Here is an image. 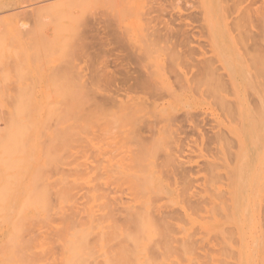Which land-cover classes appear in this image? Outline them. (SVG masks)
Here are the masks:
<instances>
[{
    "label": "rangeland",
    "instance_id": "obj_1",
    "mask_svg": "<svg viewBox=\"0 0 264 264\" xmlns=\"http://www.w3.org/2000/svg\"><path fill=\"white\" fill-rule=\"evenodd\" d=\"M56 1H58L60 3V0H53V1L52 0H49V1L48 0L47 1L46 0H0V9H2L0 11V16H1L0 30H2V31L5 30L4 32H6V35H4L5 33H3L5 38H4V36L2 38H4V39H2L0 37V43L2 45L1 46L2 48L0 47V49H3V48L5 49V46H7V45L9 46L8 52H7V49L5 52L0 51V54L2 53V55H3V57L0 56L1 57L0 58V70L2 68V71L4 72L3 69H5L6 67L7 68L10 67L9 69H7V72H4L6 75L2 71H0V72H2V74L0 73L1 77H4V76L7 77V78L6 77L0 78V87H1L0 89H2L1 91L3 93L0 95L4 96V100H5L4 101L2 99V97L0 98V109L2 107V110H0V112L3 113V110H4V113L2 114L3 116L6 115L5 113H9L10 115H12L9 118L15 117L14 120L17 119V122H13L15 126H16L15 123H17L18 125L21 123L22 124L27 123V125H31V123H29L28 121H33L34 119H35V121L32 122L31 126H36V124H34V123H37L38 121L40 123L38 122L37 126H43V125H41L42 122H44V125H45V122L51 118V117H47L48 119L46 121H44L46 119L45 116L47 115L46 112H49L52 110V107H51L49 110L46 111V108H48L50 105H53L52 103H49V102L56 101V102H54V104L56 103V105H57L58 104L57 100H58L59 101L58 106L61 105L60 104V100L62 101V98L60 99V97H62L61 94H64L63 89L65 87L66 88L68 87L66 85L67 82H64L63 86L66 85V86H64V88H63V86H61L63 82H60V84L58 82L57 84H59V86L63 88V89L61 88L62 89L61 91H63V93H61L60 87L57 86V84H55V85L57 87H59V90L58 89H57L58 91L55 90L57 87L54 85L55 81H53V83L51 82L53 80L52 79L53 77H50V75H51L50 72L54 71L55 73H57L55 71V68L59 67V70H60V66H63L60 64H64L66 62V59H68V58H66L64 60V58L67 57V54H69V53L72 54L71 52H74L73 50H75V49L77 50V48L72 49L74 47H77V46H74L75 45L74 42H76L75 39H77V41H78V39L83 41V43L81 42V45L84 44V48L79 43V46H78L79 50H77V53L78 52L79 53L81 52V53L80 54L78 53L77 56H76V52L73 53V55L75 54V57L73 55H71L72 57L69 55V57H71L73 61H71V59L69 58L68 59L69 63L67 62L64 65H65V67H68L67 65H69V68H70V67H72L70 65V61H71V63L75 64L76 68H74L75 66L72 64L74 66L72 71L74 69H76V71L75 70L74 71L75 72L80 71V74L82 75V76L80 75V77L82 79L81 80L80 77L78 76L79 73H76V74H78L77 75L78 79H80V82H78V83L81 84L85 80L86 81L85 84H87L90 87L89 88V87L85 86L84 85L85 81H84L82 84V86L84 85V88L80 85L83 88V89L81 88L83 91V94H85L84 92L89 91L87 89H90V91H92V92L90 93V91H89L86 93V96L85 95L82 96L83 94L81 91L80 93L82 95L81 96L77 95V97H78V98L76 97L77 102L75 103L73 101L74 106H72V109L76 107L75 108L76 111H75V109H74L75 112L73 111L74 113H77L76 115L71 114L68 111L69 108H71V105H70L71 103L68 104V106L70 105L69 107L67 106L68 109L65 107H64L65 109L61 108L63 111V114L61 116L62 117L61 118L62 123L66 117H68V121L65 119L66 122L63 124H61V122H60V125L58 126V128H56L57 126H53V125L57 124L56 122L60 121V120H58V117H59L58 113H60L58 111V109L60 108V106H59V108H58V106L56 108V106L53 105L54 106L53 108L54 109L56 108L57 110H55L56 112L54 111L55 113L54 112H52V113L54 116L57 115L58 117L56 116L57 119L54 120L55 121L54 124L46 123V125L48 124V126H46V125L45 126L49 128V127H51L49 125H52V127L50 128V131L51 132L54 131L53 136H59L60 133L63 132V131H60L59 128H61V130L62 129L64 130L66 128L68 129V127L65 128L64 126L71 124V123L73 124V122H76V124L74 123L73 128L75 126L78 127V129L75 130L76 132L74 130H73L74 132H72L71 131L73 129L72 124H71V127L69 125V127L71 128V129L69 128L70 133L71 132L76 133L75 136L73 135V137H72V135H70V138L72 137L71 138L72 141L66 139V137L69 136V134H67V136H64L62 134V136L60 135V137H58V139H60L61 137L62 138L64 137L63 139H66L65 142L66 141L68 142V144H67V142L65 143L66 150L63 146V148H64L63 149V151H64L63 156L67 157L66 162L68 161V159H73V160L77 159L76 161L72 160L76 164L70 163L71 165L70 166L67 165L68 167H66L65 165H63L66 163L65 158L63 160V157L61 155L62 160H60L59 163L62 161V163H61L62 165L58 164L57 166H61L62 168L64 167L63 168L64 172L66 171V170H64L65 168H67V170L70 171V174H68V171H66V173H63V171H61L63 174L69 175L67 177V179H68L67 184L69 186L67 185V189L65 188L66 191L68 189L69 190L67 191L68 192L67 196H64L65 199L66 198H68V199L64 200V203L69 206V203L75 201L74 203H76V204H72L73 207L75 206V208H73L72 205L70 204L71 205V207H69L70 211L71 210L75 211L78 207H81L83 209L80 210V208H78L77 209L78 213L80 211V214L84 213L87 215L86 212L88 210L89 212L91 211V215L93 214L92 216L89 215L90 218L89 217L87 218L88 221H86L85 220L86 218L84 219L85 216L82 215V218L85 220L86 223L81 220V216H80V214H78L77 217L84 223H82L80 220H77L76 224H81V223L82 224H81V226L79 225V227H76V225H75L76 228H74V229L78 228L77 229L78 234L79 233L85 234V232L87 231V233H86L87 236H86V234H85V236H86V238H88V237L91 238V239L89 238V240H88L89 243L92 242V243H90V248L92 246L91 249L94 248L93 250H98L95 253L93 250H90V251H92V253H89V254L91 256L94 255L93 258L91 257L90 259L94 260V259H96L97 254H99V253L102 254L101 250H103L102 247H103V244L105 242H107V243L111 242L113 239V243L112 242L110 243L111 245L112 244L114 245V243H115V245L120 243L118 241L115 242L114 238H112L111 240L109 239L110 241L105 240V242L102 240L103 241V243H102V241L100 242V240L102 238H100L97 235L98 232L96 233V235L93 236V238L96 237L97 239L92 241V239H93L92 233H95L96 231L100 232V229H102V230L104 229L105 232H107L108 230L106 229V226H109V221L108 220L105 221V219L102 220V218H101V222H100V219L98 220L100 225L98 224L99 226L97 225V227H96V224H94L97 221L95 219V217H97L96 214H100V213L103 214L104 212L106 213L107 212L106 211V209H107L106 205L107 206L110 205L109 208H112V207H115L116 205L121 206V204L123 205L120 208L122 210H123L122 207H125V206H127V208L125 207L126 209L130 208V210L133 209V211H135L136 208H143L142 206H144V208H143L144 211L145 210L151 211L150 208H151L152 204H149L150 205V208H149L148 202L150 201L149 203H152L150 198L154 195L153 193L156 192L155 191V185H157L156 188H158V189H156V190H159V192L162 196H164V197L166 196L165 198L163 197V199L167 198V200H165L166 203L170 202V203H168V205H171L172 207L176 206L178 210L180 209V213L182 214V217L184 219V222L179 223L181 220L177 221V219H175L176 218L175 217V218H173L176 220L175 221L171 218V217L175 216L174 214H173V216L170 215V217H169V215H166L170 211L169 209H171V210L173 209L171 206L170 207L168 206V208H167L169 211H167L166 209L164 210L167 213H165L164 211L162 212L161 210H163V209H162V207H160L161 208L160 214L163 213V215H165L166 218H168V219L170 218L168 220L170 222L172 219L171 223H173L174 225L176 223V225H175L176 228L174 227L173 230H171L172 227L170 226V229H169L170 232L173 231L174 234H172V232H171V234L173 235V238H175V240L177 237L178 238L180 237L181 239L180 238L179 239L181 240V242H183L182 241L183 238H185V239L187 237L191 238L193 235H195L191 239L195 240V238H198L200 240L201 238H204L205 240L202 239V241L206 242L207 240H209V239H207V237H209V235H210V237L212 236L210 239H214V237L218 238V236H220V237H222V239L219 238L220 240L216 239V241L219 240L220 244L222 242L221 245L218 244L219 246L222 247V251H220L221 247L219 250L217 246H216L217 247L216 248L214 246V244H211V242L215 243L212 240H210V242L208 241V245L205 244V242L200 241L202 243V247L205 245V248H206V247L210 246L209 244H211L212 250H210L208 248L210 251H213V249L215 248L214 249L215 251L218 249L220 251L219 254L221 253V256L218 254L219 258L217 255H214L216 253L214 251H213L214 254L207 255V258H210V262H207L208 264L209 263L210 264H216V263H218V259H219V263L221 262V264H264V224H263V222H264V211L262 210L263 209L262 207H264V198H263L264 197V102H263L264 101V98H263L264 97V82H263L264 77H259L261 74L264 73L263 72V70H264V62H263L264 61V59H263L264 58V28H263L264 27V21H263L264 20V0H125V1L124 0H76L73 2V5L71 4L70 0H65V2H63L64 0H62L61 2L63 4L60 3V7L62 8L63 11L61 10L60 7H56L57 5H59L58 2L56 4V6L52 5L51 2L54 3ZM66 1H67V3H66ZM8 2H9V4H8ZM45 2L47 3V6H46ZM68 3H70L71 5H68ZM41 5H42V8L38 7ZM64 5L65 6L67 5L68 7L67 6L63 7ZM69 6H72V7L70 8ZM73 6L74 7L79 6L78 7L79 9L74 8ZM46 7H48L52 11H50L48 8L45 10ZM40 8L42 9L41 11L38 10ZM66 8H68V10H66V12L64 13ZM69 8H70V10H69ZM34 9H35V11H34ZM53 9H54V11L55 10L57 11V14H58V11L61 10L65 15L62 16V14H63L62 13L60 15V16H62V18L60 17L61 19L56 20L57 17H59L60 13L57 15V14H55L56 13V11H55L54 14H55V16L57 15V17L55 19H53L55 16L51 15V18L53 21H52V23H50L49 21H51V19H48V18H50L49 17L50 14H52V12H54ZM37 10L40 13L42 12L43 14L36 12ZM47 10L49 12V15H46V14H48V12L46 13ZM67 11L68 12L71 11V14L73 13V15L69 14V16H67V14H68ZM44 13H46L45 14L46 16L44 15ZM36 14L37 15L39 14L41 18H39L38 17L39 15L37 16ZM142 14H143V17H142ZM3 15H4V18H3ZM47 16H48V18H47ZM17 17L19 19H17ZM36 17L38 18L37 20H36ZM246 17L249 19V22H248V19ZM242 18L243 19L245 18L246 21H244ZM21 20H22V22H21ZM45 20H46V22L44 23ZM235 21H237V23H236L237 26H235L236 24L232 25V23ZM238 22H239V25H238ZM240 23L242 26L240 25ZM244 23H245V26L243 25ZM261 23H263V24H261ZM7 24H15L17 27L18 26L21 27V25H22V28H20V29H22L21 31L24 32V33L22 32L24 34V36L22 33H21L22 36H21V34H19L20 33L19 27H18L19 33H15L17 35L12 34L13 35L12 36L11 33L6 31V25ZM49 24H51V25H49ZM52 24L56 25V28L58 26L59 29L54 30L55 26H53ZM3 27H4V29H3ZM143 27H145V28H143ZM146 27H148V28H146ZM231 27H234V28H231ZM245 27H247V28H245ZM239 28L242 31L239 30ZM145 29L147 30V32H148V30L150 31L152 29L150 32L155 31L160 39L157 40L153 44H151L150 42H147L149 35L147 37V35H146L147 32L146 33L143 32V30H145ZM233 29H237L239 31L233 30ZM47 30H49L50 36H48L49 33L47 32ZM244 30L246 32H243ZM240 31L244 34H242ZM240 33H241V35H240ZM143 34H145L146 37H144ZM46 35L48 37L52 36L51 38H49L51 40H49L46 37ZM140 35L143 36V38L146 40L145 41L143 39V41L146 42L147 44L144 43L143 41H141L142 36H140ZM0 36H2V34H0ZM7 37H9L10 39L12 37L13 43L11 42L10 44H8L7 41H9V40ZM15 38L17 40H15ZM71 42H73V45L71 44ZM70 44L73 47L69 46ZM13 45L15 47L16 46L17 47L14 49ZM69 47H71L70 48L71 52L68 51L69 53H67L65 55V53L67 52ZM4 49H3V51H4ZM11 49H12V51H11ZM170 53H176L179 55V60L174 62L175 63L174 66H172L169 63L168 56L171 55ZM257 54H259V55H257ZM251 55H252L253 61H255V63L252 62V59L250 60ZM254 55L258 57V58L256 57L257 61L254 59V57H255ZM260 55H261V57H260ZM249 56H250V58H249ZM247 58L249 59V61H246ZM258 59H260V60H258ZM63 60H64V63H60ZM205 60H209V61L211 60V62H213V66L217 70V76L218 75L221 76L220 80L224 84L221 83L220 87L225 85V87L223 86L221 89L218 87V89H219L218 92H220L221 96L217 92L216 93L212 92V91H216V90H212L211 89L212 87L210 88L208 86L209 84H205V85L201 86L200 88L195 85L196 79L198 78V76L200 75V72H201L200 69H201L202 62ZM4 63H6L8 66L7 65L5 66ZM12 63H13V67H14V63H16V66H17L19 72L13 73V72H15V70H14L15 68L14 69L12 68ZM2 64L5 66V68L1 67ZM9 64H10V66H9ZM10 69H13L12 70L13 72H11ZM52 69H54V70H52ZM61 69H63V67ZM257 69H258V71L261 69L260 72H262V73H260V75L258 74L259 72L257 71ZM8 70H9V72H8ZM16 71H17V69H16ZM54 72L52 74H54ZM8 73H9V76H7ZM48 74H49V77H48ZM181 74H183L186 78L190 79L191 82L193 81L192 86L189 89L184 88V89L179 90L178 86L174 85V83L176 82V80H174L175 77L179 78L178 76H180ZM257 75H258V77H257ZM51 76H54V75H51ZM252 76H254V79ZM46 78H47V82H45ZM48 78H51V80ZM89 79H91V80L89 81ZM94 79H95V81H93V82H95V83H94V86H92L93 82L91 84H90V82ZM1 80H2V82H1ZM48 80H50V81H48ZM160 81H162L161 84L164 83L165 85L158 84V82H160ZM163 81H165V82H163ZM227 81L228 82L230 81V84ZM44 83L45 84L47 83V84L44 85ZM51 83H52L53 87L49 86ZM69 83L73 84L71 86V89H73L72 87H74V83H72V82H69ZM78 83L76 85H78ZM167 83L169 84V87L170 86L172 87V89L169 90ZM225 83H227L228 85ZM258 83H260V85H258ZM261 83L263 84V86ZM229 85H231V86H229ZM256 85L258 88L256 87ZM46 86L48 88H46ZM69 86H70V84H69ZM161 86H163V89ZM261 86H262V88H261ZM54 87H55V89H54ZM85 87H87V88L84 91ZM209 88L212 91H210ZM245 88H246V90H245ZM77 89H79V88H77ZM214 89H216V88H214ZM232 89H233V91H231ZM259 89L261 90L260 92L258 91ZM51 90H53L55 92L60 91L61 96L58 97L59 93L57 94V92L55 93L56 96H54V92H52ZM66 90L67 89H65V91ZM74 90H71V91H74ZM247 90H249V91H247ZM71 91H70V87H69V92H68V90L66 92L70 93V95L71 94L74 95V93ZM224 91H226V92H224ZM4 92L7 96V102L9 101V99H8L9 96L10 97L15 96L14 98L11 97V99L13 98V100H14L13 103H16V101H17L16 98L18 97L17 95L18 94L21 95V97H23V104H24V106L22 105L23 108L27 104L26 102H25L26 104L24 103V101H26L25 99L28 100V98L24 97V95H27L28 97H30L29 98L30 101L28 100L29 106H27L28 104L26 105L27 107H30V109H32V110H30L31 113H29V116L27 117V116L23 115L24 113H26V109L29 110V108H27V107H25L24 109L22 108L23 110H25V112L23 113L22 109L19 108L20 111L18 110V107H20V106L15 107L16 108L15 112H17V110H18L17 113H19L20 116L22 115L21 117L18 114H17L18 116H16L15 113L11 114L12 108L14 109V107H12L13 103H12L11 107L7 106L6 99H5L6 96H5ZM48 92L50 94V97H49ZM51 92L53 95L51 94ZM8 93H9V95H7ZM75 93H77V92H75ZM250 93H252V94H250ZM44 94H47L45 97L48 96L49 97L48 100H47V98L45 99ZM70 95H69V98H71V100H73V98H74L73 95L72 96H70ZM31 96L32 97L34 96L35 99L32 98ZM66 96H67V94L65 95V97ZM43 98H44V100H43ZM66 98L68 99V97H66ZM66 98H63V99L65 100ZM224 98H225V100H224ZM19 99H20V101H22L21 98H18V101H19ZM74 100L76 101V99H74ZM68 102H71V101H68ZM221 102H223V105L221 104ZM20 103H22V102H20ZM64 103H66V102H64ZM67 103L66 104L62 103V107H63V105H67ZM10 104H9V106H10ZM16 105H18V104H16ZM220 105H222L223 108L225 107L226 109L227 108L230 109L229 112H228V110L226 112L225 110L221 109ZM43 106H44V108H43ZM38 109H40L42 114ZM42 109H43V111H42ZM66 109H67L66 112H69L68 115L71 114V116L74 115L76 117L73 116L74 119L68 115L64 117L63 115H65L66 112H64V111ZM72 109H70V110H72ZM5 110H6V112H5ZM10 110H11V112H10ZM232 110H233V112H232ZM256 110L257 111L259 110V113H257ZM30 111H27V112H30ZM37 113H38V116H37ZM236 113L238 115H236ZM50 114L51 113H49V115H47V116H50ZM227 114L231 118L228 117ZM13 115H15V116H13ZM257 115H258V117H257ZM6 116L8 118V115H6ZM51 116H52V114H51ZM0 118H1V116H0ZM2 118L4 119V117H2ZM18 118L19 119L23 118L24 120L22 119V122H18L19 121ZM52 118H53V116H52ZM53 119H55V118H53ZM53 119H52V121H53ZM14 120L12 118L11 121H14ZM8 121H10V120H8ZM50 121H51V119H50ZM47 122H49V121H47ZM27 125L25 124L23 126H27ZM20 126H22V125H20ZM118 126H120V128ZM121 126L122 127L125 126V127L122 128ZM128 126H134V128L130 127V128H133L130 130V128ZM2 127L3 128H9V127L8 126L7 127L0 126V132H1V134H4V133H2L3 131L1 130V129H3ZM53 127H54V129H52ZM126 129H127V131H128V129L130 131H132V133L134 135H131L132 134L131 132H130L131 133L130 134L129 132L127 133L126 131H123ZM120 130H122V133ZM58 131H60V133ZM65 131H67V130H65ZM65 131L63 133H65ZM55 132L57 133V135L55 134ZM221 132H223V134ZM218 133L219 134L221 133L222 136L218 135ZM126 135H129V136H126ZM216 135L221 136V137L217 138L218 136L216 137ZM7 137L8 136L6 134H4L3 136L0 135V144L2 141L5 142V143L4 142L2 143V145L3 144L6 145V146L3 145L5 148V151L4 150L3 151L7 152L5 155H2L0 157V166H1V160L3 159L2 157L4 156V158L5 157L7 158V159L5 158L6 161L9 160L8 166L10 167V171L15 173L14 168L12 166L15 165L16 163L15 164L13 163V165H11V162H13V157L11 155L9 156V150H11L9 148H11V146L9 147V145H8L9 143H7L10 141V140H8ZM126 137H128V138H126ZM222 137H224L225 139H223ZM216 138L220 139L221 141L223 140L222 143L220 140H219V142H218V140L216 142ZM54 139L56 140L57 137H55ZM227 139H228V141L230 140L231 142L229 141V143H232V144L227 143ZM55 140H54V142H56ZM225 140H226V144H224ZM45 141L46 142L43 143V145L46 144L45 146H47L48 142L46 139H45ZM58 141H59V143H62L60 140H58ZM173 141H175V143L177 142L176 143L177 145L175 143L173 144ZM52 143L53 142H51V144ZM218 143H221V145ZM233 144L234 145L236 144L237 146H234ZM50 145L48 143L47 147H43L42 145L40 146L41 152H42V148H43L44 149L43 152L46 153L45 154L42 152L43 154H45V156H43V161H44V159H46V161L48 160V162H50L51 158H52L51 156L54 155L55 153L58 154L57 152H59V150L61 148V144H59L60 145L59 147L57 146V144L56 145L54 144L55 147L58 148V150H56V148H55V150H56V152H55V150L50 149L51 148ZM62 145H63V143H62ZM121 146L125 147V149L123 147V151L122 150L119 151ZM48 147H50L49 149L51 151H54L55 153L52 154L50 152L49 155H47L48 153L45 150L48 149ZM115 148H117V149L119 148V150H118L119 152L114 151ZM1 149L2 148H0V150ZM112 149H113V151H112ZM176 149H177V151H176ZM125 150H126V152H125ZM129 150H131L133 155L134 154L137 156L142 155L141 157H143V159H144V161H143L144 166H146L145 165L146 163L149 165H147V168H145V170L147 169L146 171L143 170L145 172V175L141 171V169H138V170L141 171L143 176H147L146 174L149 173V176L151 175L150 177L144 178L143 176H141V174H140V176H138L139 171L138 172L133 171V169L134 170L137 169L136 167H134V165L138 166V164H132V165L130 164V163H134L135 160H133L131 162V157H128V155H129L128 153H131V152H129ZM225 150H226V152H225ZM63 151L61 150L59 153H61ZM123 152H124V154H120ZM170 152H172V153H170ZM219 152L221 154H219ZM167 153L176 155L177 161H175L173 159V157L169 156ZM226 153H228V155H226ZM7 154H8V156H7ZM111 154H114V155L116 154V155L112 157ZM117 154H119V155H117ZM166 154H167V156L171 157V160L174 161L173 164L174 165L176 164V169H175V166H172L174 168L173 170L171 169V165H169V166L167 165L171 169V171H169L170 169L168 171L173 173L171 176L173 180L167 176V174L169 172L167 173V169L165 167L163 168L164 170H162V172H163V174L167 173L166 176L169 179L166 178L164 180L165 174L163 175L164 176V178H163L160 175L161 172H160V174L157 172H154V171H158L154 167L155 164L158 167L160 166L159 164L164 166V164H162V162H164L166 160ZM0 155H1V153H0ZM174 155H172V156H174ZM220 155H222V157ZM230 155H232L233 158H231ZM46 156L47 157L50 156L51 158L49 157L50 159H47ZM58 156L60 157V154ZM58 156H54L53 158H57ZM126 156H127V158H126ZM131 156H132V154H131ZM218 156H220L222 158V160L220 158L221 161L218 160L219 159ZM174 158H175V156H174ZM128 159H130V160L128 161ZM103 160H104V162H102ZM120 160H122V161H120ZM137 160H140V158L139 159L137 158L136 161ZM234 160H236V161H234ZM63 161H64V163H63ZM69 161L71 162V160H69ZM100 161H101V164H100ZM111 161H112V163H111ZM115 161L117 162L116 165L118 166V168H116V169H115V167H111V164H113V162L115 163ZM230 161H231V163H230ZM53 162H54V160H53ZM84 162L86 164L88 163V165L84 164ZM105 162H107V166H108V167L106 166L105 169H107L108 172L110 169H115V170H113L114 173H111V171H110L112 176L109 173H106V171H104V165H106ZM211 162L213 164H214V162H217V163L219 162L222 164V166L220 165L221 166L220 167L218 165L219 163L218 164L216 163L215 167L216 166H218V167L215 168L214 171H212L211 167H213L214 165ZM233 162H234V165H233ZM7 163H5V164L7 165ZM55 163L57 164L56 160H55ZM150 163H152V164H150ZM170 163H172V162L170 161ZM209 163H211V166L209 165L210 166V172L212 171L211 175H210V172H208L209 169L206 170L208 168L207 165ZM2 164H3V162H2ZM83 164H84V166H87V167L92 165V167H89V169H91V170L93 169V170L90 171L89 169H87V167H84ZM102 164H103V166H101ZM126 164H128V165H126ZM47 165L48 166L50 165V167H52L51 164H48V163L45 164V161L42 164V166H44V167ZM77 165H79L78 168L80 169V170L78 169V172L79 171L83 172V175L86 174L88 171V173L86 175H84L85 178H83V179L81 178L83 176H81L82 174L80 175V173H81L80 172L77 176L80 179L79 180L75 179V178H77L76 177L77 174H76V172L73 173L72 171H76V170H74L72 168L76 167ZM96 165L100 166V167H97V168H100L99 171L102 172V170H103V173L98 172L96 170V172H98V174H99V175L97 174L98 176H101V174L106 173V176H104V175L101 176L102 179H101V177L98 178L97 175L95 174V169H97V168L94 167L95 168L94 169L93 166H96ZM2 166L0 167V179H1L0 184L3 185V187H4V189H3V187L1 188L2 191L3 190L6 191L8 185H9L8 186L9 189H11L13 187L15 175H13V173H12V177H10L11 176V174H9L10 171L7 170L8 171L7 172L5 170V168L4 169L2 168ZM54 166H56V165L54 164ZM165 166H166V164H165ZM61 167H60V169H62ZM83 167H84V169H83ZM128 167H129V169H128ZM141 167H143V166H141ZM46 168H43V169H46ZM56 168H59V167H55V170L52 169L50 171L51 172L50 174L47 173L49 176L44 175V173H46V171L48 169L45 170L44 173H43L44 170L42 171L41 168H40L41 170L38 169V172L42 171V174L45 177V183H47V182L50 183V181L53 182L56 178L59 180L57 185H55V183H57V181H55V183L51 182L52 185L49 184L50 186H52V188H50V190H52V191L49 190L50 193L53 192V189H54V193H55L56 191H58L59 187H60L59 190L62 189V191H63V190H65L63 187L66 186V182L64 184V182L62 180V184H63V187H62L60 181H61V179H64V178H63V176L60 175L59 170H56ZM125 168H126V170L127 169L128 170L125 171ZM138 168H139V166H138ZM203 170H206V172L205 171L204 172H205V174L208 175V177H210V176L214 177V173H217V175L215 174L216 175L215 178H219L220 174H223V175H221V178H219V181H218V179H216V181H218L219 183L215 182V180H214L215 178L211 179V180H214L213 181L214 183L213 182L212 183L209 182L210 184L209 183H203L204 181L201 178V176L204 175ZM118 171H119V173H118ZM159 171H161V170L159 169ZM173 171L176 172L177 175ZM47 172H49V171H47ZM152 172H154V173H152ZM54 173H58V174L54 175ZM134 173L136 176L132 175L133 177H135V178L141 177V178H143L142 180L145 179L143 181V182L146 181L145 184L141 181V178L138 179V180H140V182H142L144 184V186H142L143 184L141 185V183L138 180L136 181L133 177L130 178L131 176H128V175H131ZM225 173L228 175L226 176ZM232 173H234V174H232ZM5 174H6V176H4ZM7 174H9L8 177H7ZM51 174H53V175H51ZM92 174L96 175V176H94L95 179H94V177L92 178V176H93ZM107 174H108V176L112 177L113 179L112 178L110 179L107 176ZM126 174H128V175H126ZM229 174L230 175L232 174L231 177ZM70 175L72 177H70ZM168 175H170V174H168ZM1 176H3L4 178L2 179ZM51 176L55 179L53 180V178ZM116 176H117V178L118 177L120 178V176H122L121 179L123 180V182L121 180L120 181L116 180L117 179ZM126 176L128 178H130V180ZM187 176H189V178H191V179L188 180L189 178H187ZM5 177H7V179H5ZM9 177H10V179H9ZM47 177H51V178H47ZM59 177H60V179H59ZM125 177L129 181H131V179L135 181V182L131 181L132 186H130V187L133 188L134 184H136L138 182L140 183V185L142 187H144L143 189L140 188L141 190H144V189L146 190V192H145L146 195H143L144 198L143 197L138 198V197L142 194H145V193H141L140 195L136 196L138 193H140V192H138V193L136 192V195H134L137 197L136 199H134V197H132L133 195H130V192L128 193V190L131 191V189H128V187H127L128 183L124 182V181H126L124 179ZM204 177H206V175ZM204 177H203V179H204ZM226 177H230V178H226ZM91 178L94 180H92ZM97 178H98V180H97ZM104 178L105 179L108 178L110 183L109 182L105 183ZM151 178H153V179H151ZM195 178L197 181H195ZM199 178H201V180ZM210 178H212V177H210ZM210 178H209V180H210ZM4 179H5V181H3ZM74 179H75V181H73ZM90 179L92 182L90 181ZM150 179L152 182L151 184H150ZM167 179L170 181L168 182ZM7 180H8V184H7ZM9 180H11L12 183H9L10 182ZM69 180L73 183L70 182V184H69ZM95 180H97L98 182H95ZM111 180H112V182H111ZM147 180H149L148 183H147ZM166 180H167V182H166ZM171 180L173 183L171 182ZM207 180H208V178H207ZM229 180L232 181V184L229 183L230 182ZM86 181H87V183H86ZM114 181H116V183H117V184H115V186L113 185ZM177 181H179L181 184L176 183ZM75 182H79L78 183L79 185ZM99 182H102L101 183L102 188L105 187L107 189L109 187L112 190L115 189L114 191H116L118 188H120V186H122V189L120 188L121 189L120 193H122V194H119V190L116 191L119 196L120 195L124 196V197H120V198H122V200H120V198L118 197L121 203L120 204L118 203L119 200L117 197L114 196L115 198H117V200L112 197L114 195V194H112L114 191L112 192L111 190H109V195H108V193H106V191H105L106 189L104 188L102 192H104V191L105 192L102 195L101 190L97 191V189L93 190V188L92 189L90 188V187H94V186L96 187V185H94V184H98ZM120 182H122L123 184L125 183V185H121L122 183L120 184ZM163 182H164V184H162ZM189 182L192 183L193 187H191V184H189ZM205 182H207V181L205 180ZM220 182H221V184H220ZM237 182H239L238 183L239 185L237 184ZM80 183H81V187H80ZM85 183H86V185H85ZM118 183L120 185H118ZM186 183L188 184V186L191 187V188L189 187L190 189L188 188L187 191L185 189L186 196L187 197L190 196L189 197L190 199H192L191 196L195 197L194 194L196 193V191H194V190L198 189V187L200 188V190L198 189V191H201V189L203 190L204 188L206 189L208 187H209L208 189L212 188L211 190H214L215 194L218 192L216 194L217 197H218L220 191L224 193V191L226 190L225 191L226 193H224V194H226L225 197H227L228 200H229V194H227V192H230V191L234 192L236 189H239L242 192V196H241L242 205L235 206L234 202H231V201L227 202L226 198H224L225 201L221 200V203H219L220 201H217L218 199L216 198L215 194L212 195L214 193L213 191L212 192L210 191L212 194L207 193V192H209V190H207V189H206L207 192L201 191V193H199L197 191L195 198L197 199V196L200 195V197L202 196V198H204V202L201 201L202 198L198 197L200 202H198V200H197V204H195L196 201H193V200H195L193 198L191 200V202L193 201V203H194L193 205H197V207H198L200 205L198 203L203 202V204H204L209 199L207 201L209 203V206H208L209 209L207 207H205L203 204H201L199 206V208L201 209L200 211L203 212V210H204V212L202 213L199 210H197L196 211V214H198V218H197L196 214L193 213L194 211L192 212L194 215H190L191 211L194 210V208H193L190 211V206L192 205V203L190 202V199H187L190 202V203H188L189 205L186 204V201H187L186 198L187 197L185 199L182 198L186 201L182 200V202H180L181 199L178 200V198H180L181 196L180 195L178 196L177 193L178 192H181V193L184 192V190L179 185H182V187H183V185ZM197 183L198 184L201 183L200 186ZM227 183H228V185H227ZM10 184H12V186ZM74 184H76V185H74ZM82 184L84 185V187L86 189V190L84 189V191L86 193H84L82 190L83 189ZM103 184H105L106 186ZM166 184L168 187H171L169 185L172 184V187L169 188L170 190L168 189L167 186H165ZM176 184L177 185L179 184L178 187H176L177 186ZM187 184H186V186H187ZM204 184L205 185L208 184L209 186L208 185L204 186ZM229 184H230V186H229ZM5 185H7V186L5 187ZM98 185H97V187H98ZM111 185H113V186H111ZM146 185H149L150 186L149 189L152 188L151 190H152V192L153 191L154 192L151 193V191L148 190L149 186H146ZM53 186H55V188H53ZM88 186H90V187H88ZM136 186H137V184L135 185V187ZM194 186L196 187V189ZM215 186H217V188ZM76 187H78V190L76 189ZM179 187L181 188V190L183 192L178 189ZM56 188H57V190H55ZM89 188L92 190V192H90L91 190H88ZM102 188H100V185H99L98 189H102ZM123 188H124V190H123ZM183 188H185V186ZM47 189H49V188H47ZM122 190L124 191V193H127L128 195L124 194L122 192ZM133 190L136 191V188L135 189L133 188L132 192H133ZM190 190L191 191L193 190L194 193H191ZM11 191H12V189L10 191H8L9 193L5 192V194H8V195H5L4 191H3L4 198H2V197L1 198L5 199L3 201L4 204L2 203V201L0 202V206H1L0 208L3 207L1 209L2 212H0V216H1L0 218L3 217L2 219H5V222H2L3 224L0 225V243L2 242V244L4 246L6 245V244H4L6 241V240H4V239H6L5 236L8 237V234H9L8 238H11L10 235L12 234V233H9L7 231V225L8 224H6L7 218H8V215L6 212H8L10 205H7V207L9 206L8 210L5 207V205L7 204L6 201L10 200L9 202L11 203V195H12ZM96 191L99 192L100 195H102V198L100 197V195ZM69 192H74L72 195L77 194L76 197H75V195H74V198L69 197L71 195ZM107 192H108V190H107ZM116 192H114V193H116ZM149 192L152 194V196H151V194H149ZM54 193H52L51 196H53ZM80 193H82V194L80 195ZM96 193H97V195H99V196H97L98 199L100 198L99 200H95V199H97L96 195H94ZM156 193L158 194L157 198H159L160 197L159 193L158 192H156ZM156 193H155V195H157ZM198 193H199V195H198ZM223 193H220L221 194L220 196H222ZM83 194H84V196H83ZM85 194L87 195L88 199L90 197V200H86L87 198L85 197ZM131 194H135V193H131ZM208 194L211 196L209 197ZM224 194H223V196H224ZM1 195H2V193H1ZM78 195H80V196H78ZM93 195L95 196V198H93L94 197ZM106 195H108L107 196L108 201H109L110 195H112L111 196V198H113L112 201H114V199H115V202H114L112 207H111V204H108L109 202L110 203L112 202L111 199L105 205V202L103 200L106 199V198L104 199V197ZM181 195L183 196V194H181ZM5 196L7 197V199L8 198H10V199L6 200ZM214 196H215V198H214ZM81 197H83V198H81ZM131 197L134 200H132ZM205 197L207 198V200L205 199ZM49 198H50V200H52L51 198H53V197H50V195H49ZM69 198H72V199L69 200ZM75 198H76V200L73 201V199H75ZM79 198L82 200H80ZM124 198L131 199V201H133V202L128 201V200H123ZM161 198H159V200L156 201L157 203L154 202V199H156V197L153 199V202L155 203V205L153 204V206H156L155 209H156L158 214H159L158 201L160 202V204H161V201H162V203H165V202H163V199H161ZM171 198H173L174 200L177 199L178 204L173 203L171 201ZM246 198H248V199L246 200ZM253 198H255V199H253ZM84 199L86 200V203H84L82 205V203H83L82 201ZM54 200H55L54 203H55L56 208L54 207V205H52L53 202L51 201L52 203L51 204L49 203V206L52 205V207L50 206V210H51L50 212L51 213L49 212V214L51 215L52 213H54V214L56 213V216L61 217L60 212L67 209L68 206H66V205L63 206V203H62L63 201L60 200L59 198L56 201V197H55ZM211 200H212V202H215L214 204H216V207H217V205H219L218 207H220V208L217 207L219 210L222 209L221 213H220V216L222 214L224 215V216H222V220H221V217H218L215 215L216 212L218 211L217 208H216V212L212 211L213 209H210V208H212V206H214V204H212L210 202ZM123 201L126 203L124 204ZM139 201L140 202L144 201L143 203L140 204V206L142 205L141 207H138ZM98 202L105 206L102 210L100 209V207L102 205H100ZM127 202H129V204ZM222 202H225V203L227 202L228 204L226 203V205L224 206V204L222 205ZM77 203H79V206ZM115 203H117V204H115ZM135 203H136V206L134 205L135 206V210H134V206L132 204H135ZM145 203H147V204H145ZM166 203H165V206H167ZM217 203H219V204H217ZM259 203L263 206H260ZM93 204L94 205L96 204L97 206L96 205H95V207L91 206ZM143 204H145V205H143ZM185 204H186V206H185ZM210 204H212V205L210 206ZM99 205H100V207H99L100 212L99 211L94 212L95 210H98L97 208ZM229 205H231V206H229ZM83 206H85L87 208L85 211H84L85 207H83ZM119 206L116 207V208H118L117 210L115 208L113 209L114 212L112 211V214L114 213L116 215V212H119L118 211ZM160 206H163V204ZM187 206H189V207H187ZM228 206H229L230 210L228 209ZM57 207H59V209H57ZM62 207H64V210H61V209H63ZM90 207H92L91 210H90ZM225 207H227V212L230 211V214L226 212ZM125 208H124V211L129 210V209L126 210ZM187 208H189L188 211H187ZM213 208L215 210V206ZM3 209H6V210H3ZM55 209L58 210V213L55 212L56 211ZM143 209L140 210V212L144 213ZM153 209L154 208H152V210ZM207 209H208V211H207ZM82 210H83V212H81ZM130 210H129V212H130ZM175 210H176V208H174V210H172V211L175 212ZM3 211H5V212H3ZM70 211L68 209V212H70ZM124 211H123V213H124ZM137 211L138 210H136V212ZM172 211H170V212L173 213ZM64 212H67V210ZM146 212L149 213V211H145V213ZM153 212H154V210L151 211L149 213V215ZM170 212L168 214H170ZM210 212H211V214H209ZM123 213H121V215ZM128 213L125 212L123 214L124 221H123V219L120 220L119 218H117L114 214H113V216H115V218L113 217L112 220L113 219L114 220L119 219L116 223H118L119 221H120V223H122L121 221L125 222V217ZM138 213H139V211H138ZM94 214H95V217H94ZM104 214H103V218H104ZM175 214H177V213L175 212ZM181 214H180V216H181ZM226 214H229L230 216L226 215ZM121 215H120V218H122ZM152 215H154V214H152ZM178 215H179V212H178ZM205 215L207 217L210 215V219H209V217L207 218ZM52 216H53V214H52ZM52 216H51V218L53 220L58 221V219H59V222L61 221V219L59 217L56 219L55 218L56 216H54V218H55L54 219ZM180 216H179V218H180ZM201 216L204 217V218L202 217L203 218L202 220H200L201 218H199ZM226 216L230 220L227 219ZM231 216H232V218H231ZM99 217H100V215H98V218ZM51 218L49 220H51ZM93 218L96 220V221L93 220L94 223H92V221H90ZM177 218H178V216H177ZM180 219H182V218H180ZM185 219H186V221H185ZM204 219H206V220H204ZM225 219H227V220H225ZM53 220H52V222L49 221L50 225L52 223V227H55V228L59 227L60 228L59 223H57V221L53 222ZM102 221H105V222L103 223ZM110 221H111V219H110ZM87 222H88V224H87ZM177 222L179 223L181 228L178 226ZM185 222H189V224L186 223V226L183 225V223H185ZM42 223H44V222L41 221V223H39V225ZM45 223L47 224L46 227H48L49 226L48 221ZM55 223H57V224H55ZM90 223L93 224L92 225L93 227L95 225L96 229L92 228L91 226H88V225H91ZM120 223H118L119 228L116 230H117V232H119L121 234V232H122L121 227L122 226L120 225ZM83 224L84 225L87 224V225L82 226ZM101 224L102 225L106 224L103 226L105 228H103L101 226ZM118 224H116L117 225L116 227H118ZM45 225L42 224L41 227L45 228V230H46V227H44ZM100 226L102 228H99ZM195 226H197V227H195ZM85 227H87V228H85ZM88 227L92 228L91 236H90V234L88 235V233L90 232ZM124 227L126 228V225L123 226V229H124ZM33 228H32V230H33ZM48 228L47 229L49 231H51L50 230L51 227H48ZM79 228H84L83 231L84 230L85 231L83 232L81 230V232H80ZM182 228H183V230H179ZM194 228L197 229V230L195 229L194 232L198 231L199 233L196 232L197 234H194V233L192 234L191 232H193L192 229H194ZM220 228H221L220 231H223L222 232L223 234L221 232H219L218 234H220V235H218L217 232L219 231ZM29 229H31V228H29ZM29 229L27 230V233H26L27 236L25 235L26 238L30 235V233L32 231ZM34 230H35V228H34ZM43 230L42 231L40 230V233H44L45 231H43ZM88 230H89V232H88ZM126 230H124V231H126ZM130 230L133 231L134 229L130 228ZM177 230L180 232L175 233L174 231L178 232ZM28 231H30V232H28ZM49 231L46 230V233ZM93 231H95V232H93ZM189 231H190L189 235L192 234L191 237L188 236ZM200 231H202L203 233L206 231L207 233L202 234V235H205L203 237L200 234ZM215 231H216L217 235L214 234ZM35 232H36L35 237L37 238L38 237L37 234H39V232L37 233V230ZM211 232H213V233H211ZM52 233L54 235V232L51 231V234ZM181 233H182V235H181ZM24 234L25 233L22 234V238H23ZM32 234H33V232H32ZM51 234H48V236L50 235L49 239H51V237L53 236V235L51 236ZM61 234H63V232ZM130 234H132V232ZM135 234L137 236V233H135ZM138 234L140 236H138L136 238H135V236H133L134 237L133 240L135 242L134 244H136V242H137L138 246L140 245L138 248L135 245H133V240L131 239L132 236H129V234H126V235L121 234V237L126 236V240H129V239L132 240L131 242L129 240V243H130V245L132 244L131 245L132 247L135 246L137 248V249L135 248L136 250L139 249L140 251H142V253L139 250L135 251V249H132V247L128 245L129 248L134 250V252L133 251L131 252V254L133 253L132 254L133 257L137 256L136 258H134L136 260L132 259L133 262H131V258H129V256H126V258H128L132 264L134 262H140L138 264H144V262L142 263V261L146 259L148 252L152 251V248L150 247L151 249H149L148 245L150 246V244H151V246H152V243H155V241L157 240V236H155V234H145L144 233V235L146 236V238L148 240H150L151 238H154V237H156V240L152 241V243H150L151 240L147 241V239H146V241L143 242L144 241L142 239V238H144V235H142L143 233H138ZM213 234L215 236H213ZM117 235H118V233H117ZM179 235H181V236H179ZM55 236H57V235H55ZM55 236H53L54 239L52 238V240L57 239V241H58L59 238H56ZM110 236L112 237V235H110ZM110 236H108L107 239L111 238ZM127 236H129L130 238H127ZM141 236H143V237L141 238ZM31 237H34V235ZM35 237L33 238V240L31 238L30 241L32 243H30V241H28L29 239H27L25 241V242H27L26 245H28V248H30L31 251L26 249V245L24 244L23 253L26 249L27 253H29V254L32 253V255H33V253H35L36 255L39 256L37 258H41L44 262H45V259H46V261L50 260L49 262H51V263H48V264H53V261L50 258V256L52 254L59 256V252L60 253L62 252V248H60V247L58 248V245H59L58 242L56 243L55 241H53L54 242L53 243L51 240L50 243L57 244L55 246H56V249L58 248L59 251L57 250L58 252H55L56 249L53 245L54 248L51 247L52 248L51 252H50L51 254L46 253L44 256L43 255L41 256L40 250H42V249L39 250L36 247V245L34 246V244H33L34 242L36 243ZM80 237H81V239L84 238V236L82 237L81 235H80ZM98 237L100 240H98ZM115 237L117 238V236H115ZM121 237L118 238L119 241H121L120 240ZM8 238H7L8 241H12V240H9ZM86 238H84L83 240H85ZM137 238L138 239L141 238V239H139L140 241ZM162 238L163 237H161V239ZM188 238L186 239V241L188 240ZM118 239H116V240H118ZM123 239H122V241L126 242V240H123ZM135 239H137L139 242L135 241ZM170 239H171V237H170ZM170 239H169V242H170ZM179 239H177V241ZM38 240L39 239H37V242H38ZM175 240H173V241L171 240L172 241L171 245L174 244V246H175V242H174ZM194 240H192V242ZM199 240L196 239L195 240L196 243ZM97 241H99L100 244H97L98 243ZM161 241L163 243V240H161ZM177 241H176V245H177ZM125 242H122V243L124 245H126L125 248L127 249L126 243L128 241L126 243ZM165 242H166V239L164 240L163 244L170 245V244H167ZM28 243H30L31 245ZM162 243L160 242V238H159V241L157 242V244H155V247H153V248L155 249L158 244L162 245ZM188 243H190V242H188ZM196 243L194 242L195 247H197L198 244H200L199 242H198V244H196ZM203 243H204V245H203ZM2 244H1V246H2ZM9 244H10V242H9ZM9 244L7 243V245H9ZM96 244H97V246H96ZM180 244L183 245V243H180ZM180 244H178V247L181 246ZM7 245H6V247H7ZM32 245L34 247H31ZM104 245H106V244H104ZM111 245H109V246H111ZM119 245H121V243ZM159 245L157 246L158 249H155V250H158L160 253V251H163L162 250L163 248H161V246H159ZM194 245L192 244L191 246L193 247ZM1 246H0V248H1V250L3 249L2 250L3 253H0V254H2V256L0 255V263L1 264H6V263L12 264L13 263V254H14L13 252L15 250H13V251H11V250L14 247H7L8 250H6L7 249L6 247H3V246L1 247ZM37 246H38V244H37ZM50 246H52V244ZM146 246L148 247L149 250L144 249V248H146ZM162 246H164V245H162ZM113 247L111 249H113ZM105 248H110V247H104V250H105ZM129 248H128V251L130 250ZM34 249L36 252H34ZM111 249H109V251ZM142 249H144V250H142ZM192 249L193 248H191V250ZM198 249H200V248H197L195 250V252H196V254L200 253L199 254V257H200V255L203 254L204 251L202 250V248H201L202 251L198 250ZM203 249H204V247H203ZM1 250H0V252H1ZM5 250H6V252H4ZM21 250H22V248H21ZM107 250L108 249H106L105 251H107ZM191 250H190V253H194ZM204 250L207 253L208 250H206V249H204ZM9 251H11V252H9ZM128 251H127V253H128ZM146 251H148V252H146ZM210 251H208V253ZM154 252H153V254L149 253L150 254L148 256L149 260L146 259L147 262L155 261L157 258H159V256L161 258L164 257V256L162 257V255H164V254H162V252H161L160 255L157 253V255H159L157 258H154L155 253H156V252L155 253ZM9 253H11V254H9ZM129 253H128V255H129ZM190 253H188L187 256L186 255L185 256L189 257L190 259H192L191 257H194L195 260L192 259V261H194V262H192V261L190 262V259L186 258L184 255L181 256V260H180V258L177 260V258H175V257L173 258V256L167 255L168 256L167 261H165L163 258V260H161V261L156 260L154 262V264L155 263L156 264H158V263L159 264H171L170 263L171 260H172V264H173V260L176 261L174 264H189V263L201 264V261H199V260H202V262H203L204 258L200 259L203 256L198 258V260H197L196 259L197 256L195 257V256H193V254L190 255ZM8 254H9V256H8ZM134 254H136V255L134 256ZM151 254L154 256H152ZM24 255L27 256L26 253ZM24 255H23V257H24ZM99 255H98V257H99ZM177 255L178 256H176V257L180 256L179 254H177ZM11 256H12V260H10ZM150 256L153 257V258H151L153 260L150 259ZM183 256L185 257L186 262L182 261V260H184V259H182V258H184ZM5 257L9 258L10 262H8V259ZM42 257L43 258L45 257V258L43 259ZM165 258H167V257H165ZM207 258H205V260ZM215 258H216L217 262H213V261H215ZM220 258H221V261H220ZM97 259H101V258H97ZM211 259H214V260L211 262ZM42 260H39V261H42ZM129 260H126V261L128 262ZM169 260H170V262H169ZM208 260L209 259H207L206 261H208ZM43 261L38 263L35 260V262L37 264H44ZM146 261H145V263H147ZM178 261H179V263H178ZM180 261H182L183 263H181ZM127 262H126V264H128ZM204 263H206V262H204ZM45 264H47V262H45ZM120 264H124V262L122 261V262H120ZM147 264H150V263H147Z\"/></svg>",
    "mask_w": 264,
    "mask_h": 264
},
{
    "label": "bare ground",
    "instance_id": "obj_2",
    "mask_svg": "<svg viewBox=\"0 0 264 264\" xmlns=\"http://www.w3.org/2000/svg\"><path fill=\"white\" fill-rule=\"evenodd\" d=\"M46 1H47V0H46ZM48 1H49V0H48ZM52 1H53V0H52ZM61 1H62V0H60V3H62ZM74 1H76V0H70V2H71L72 5H73V2H74ZM124 1H125V0H124ZM43 2H44V1H43ZM57 2H58V1H56V2H54V3L51 2V3H52L53 6H56ZM63 2H65V0H64ZM45 3H46V2H45ZM51 3H50V4H51ZM60 3L58 2L59 5H57L56 7H60ZM66 3H67V1H66ZM8 4H9V2H8ZM37 4H38V3H37ZM41 4H42V3H41ZM50 4H49V5H50ZM54 4H55V5H54ZM62 4H63V3H62ZM71 4L68 3V5H71ZM39 5H40V4H39ZM49 5H48V6H49ZM16 6H17V5H16ZM36 6H37V5H36ZM46 6H47V3H46ZM61 6H62V5H61ZM66 6H67V5H66ZM66 6L64 5L63 7H66ZM76 6H77V5H76ZM76 6H75V7L73 6V7H74V8H78V7H79V6H78V7H76ZM8 7H9V6H8ZM38 7H41V8H42V5H41V6H38ZM50 7H51V6H50ZM67 7H68V6H67ZM69 7L71 8L72 6H69ZM24 8H25V7H24ZM41 8L38 9V10L41 11V10H42ZM47 8H48V7H46L45 10H46ZM52 8H53V7H52ZM54 8H55V7H54ZM60 8H61V7H60ZM70 8H69V10H70ZM6 9H7V8H6ZM48 9H49V8H48ZM78 9H79V8H78ZM1 10H2V9H0V11H1ZM38 10H37L36 12H39ZM45 10H44V11H45ZM49 10H50V9H49ZM58 10H59V9H58ZM61 10H62V8H61ZM61 10L58 11V14H59V13H60V14H59V17H57V15H58V14H57V11L55 10V11H56V13H55V11H54V9H53L54 12H52V14H50V16H49L50 18H48V16H47L48 19H51V21H49V20H48V21H49L50 23H52L53 20H52V18H51V15H52V16H53V15L55 16V14H57V15H56L53 19H55L56 17H57L56 20L61 19L62 16L65 15L64 13L66 12V10H68V8L65 9L64 13L62 12L63 10H62V11H61ZM34 11H35V9H34ZM50 11H52V10H50ZM60 11H61V12H60ZM36 12H35V13H36ZM47 12H48V10L46 11V13H47ZM67 12H68V11H67ZM39 13H40V12H39ZM46 13H44V15H45ZM54 13H55V14H54ZM62 13H63V14H62ZM74 13H75V12H74ZM40 14H43V13L41 12ZM61 14H62V16H60ZM66 14H67V13H66ZM69 14H71V11L68 12L67 16H69ZM5 15H6V14H5ZM9 15H10V14H9ZM12 15H13V14H12ZM36 15H37V14H36ZM38 15H39V14H38ZM38 15H37V16H38ZM46 15H49V12H48V14H46ZM46 15H45V16H46ZM71 15H73V13H72ZM144 15H145V14H144ZM16 16H17V15H16ZM16 16H15V17H16ZM38 17L41 18L40 15H39ZM60 17H61V18H60ZM142 17H143V14H142ZM3 18H4V15H3ZM246 18H247V17H246ZM0 19H1V16H0ZM17 19H19V18L17 17ZM37 19H38V18L36 17V20H37ZM45 19H46V18H45ZM242 19H243V18H242ZM247 19H248V18H247ZM250 19H251V18H250ZM39 20H40V19H39ZM39 20H38V21H39ZM205 20H206V19H205ZM239 20H240V19H239ZM243 20L246 21L245 18H244ZM19 21H20V20H19ZM41 21H42V20H41ZM263 21H264V20H263ZM21 22H22V20H21ZM45 22H46V20L44 21V23H45ZM49 22H48V23H49ZM239 22H240V21H239ZM239 22H238V25H239ZM248 22H249V19H248ZM236 23H237V21L233 22L232 25H234V24H236ZM46 24H47V23H46ZM54 24H55V23H54ZM261 24H263V23H261ZM44 25H45V24H44ZM49 25H51V24H49ZM52 25H53V24H52ZM232 25H231V26H232ZM240 25H241V23H240ZM243 25L245 26V23H244ZM53 26H55L54 30H55V29H56V30L59 29L58 26H57V28H56V25H53ZM235 26H237V24H236ZM241 26H242V25H241ZM18 27H19V29H20V28H22V25H21V27H20V26H18ZM18 27H17L15 24H7V25H6V31L9 32V33H11V35H12V34H15V33H19V32H18V31H19V30H18ZM48 28H49V27H48ZM143 28H145V27H143ZM146 28H148V27H146ZM231 28H234V27H231ZM235 28H236V27H235ZM245 28H247V27H245ZM263 28H264V27H263ZM3 29H4V27H3ZM21 30H22V29H20V33H19V34H21V33L23 32V31H21ZM151 30H152V29H151ZM151 30H150V31H151ZM233 30H237V29H233ZM239 30H241V29L239 28ZM239 30H237V31H239ZM246 30H247V29H246ZM4 31H5V30H4ZM4 31L0 30V34H2V36H0L1 38H2L4 35H6V32H4ZM58 31H59V30H58ZM58 31H57V32H58ZM150 31L148 30V32H149V33H148L146 29L143 30V32H145V33L147 32V33H146L147 37H148V35H149V37H148V40H149V41L147 40V42H150L151 44H153V43H155L157 40H159L160 38H159V36L156 34L155 31H152V32H150ZM241 31H242V30H241ZM241 31H240V32H241ZM1 32H2V33H1ZM47 32L49 33V30H47ZM52 32H53V31H52ZM243 32H246V31L244 30ZM3 33H5V34L3 35ZM23 33H24V32H23ZM23 33H22V34H23ZM53 33H54V32H53ZM151 33H152V34H151ZM237 33H238V32H237ZM241 33H242V32H241ZM241 33H240V35H241ZM19 34H18V35H19ZM22 34H21V36H22ZM150 34H151V35H150ZM242 34H244V33H242ZM15 35H17V34H15ZM12 36H13V35H12ZM23 36H24V34H23ZM48 36H50V33H49ZM48 36L46 35V37H47L48 39L52 37V36H51V37H48ZM140 36H142V35H140ZM143 36L146 37L145 34H143ZM143 36H142L141 41H143V39H144ZM150 36H151V37H150ZM9 37H10V36H9ZM9 37H7V38H8L9 41H10V40H11V41H10V42L7 41L8 44H10V43L13 41V40H12L13 38L11 37V39H10ZM18 37H19V36H18ZM4 38H5V36H4ZM4 38H2V39H4ZM139 39H140V38H139ZM146 39H147V38H146ZM15 40H17V39L15 38ZM49 40H51V39H49ZM75 40H76V42H77L78 44H77L76 42L73 41L74 44H75L74 46H77V47H74V48H72V49L77 48V50H79V49H78V48H79V47H78V46H79V43H80V45H81V42L83 43V41H82V40H79V39H78V41H77V39H75ZM144 40H145V39H144ZM20 41H21V40H20ZM145 41H146V40H145ZM1 42H2V41H1ZM73 42H71L72 45H73ZM143 42H144V41H143ZM4 43H5V42H4ZM7 43H6V44H7ZM12 43H13V42H12ZM144 43H146V42H144ZM15 44H16V43H15ZM71 44H70L69 46H72ZM146 44H147V43H146ZM1 46H2V45H1V43H0V47H1ZM7 46H8V45H7ZM7 46H5V49L3 48L4 51H3V49H0V51H1V52H5L6 49H7V52H8V51H9V50H8L9 46H8V47H7ZM11 46H12V45H11ZM81 46H83V48H84V44L81 45ZM81 46H80V47H81ZM3 47H4V46H3ZM6 47H7V48H6ZM16 47H17V46H16ZM16 47L13 45V48H14V49H15ZM72 47H73V46H72ZM1 48H2V47H1ZM13 48H12V49H13ZM70 48H71V47L68 48V50H67V52L65 53V55H66L67 53L71 52ZM81 48H82V47H81ZM83 48H82V49H83ZM12 49H11V51H12ZM14 49H13V50H14ZM77 50H76V49L73 50L74 52H71L72 54H70V53L67 54V57H65L64 60H65L66 58H68V59L70 58L71 61H73L72 58H71V57H72L71 55H73V53L76 52V56H77L78 53H79V52L77 53ZM68 51H69V52H68ZM80 51H81V50H80ZM82 51H83V50H82ZM211 51H212V50H211ZM7 52H6V53H7ZM213 52H214V51H213ZM10 53H11V52H10ZM80 53H81V52H80ZM80 53H79V54H80ZM170 54H171V55L168 56V58H169V63H170L172 66H174V64H175L174 62H176L177 60H179V55L176 54V53H170ZM69 55H70L71 57H69ZM81 55H82V54H81ZM257 55H259V54H257ZM0 56L3 57L2 53L0 54ZM73 56L75 57V54H74ZM79 56H80V55H79ZM254 56H255V55H254ZM254 56H253V57H254ZM262 56H263V55H262ZM74 57H73V58H74ZM256 57H257V56H255L254 59L257 61ZM260 57H261V55H260ZM0 58H1V57H0ZM249 58H250V56H249ZM257 58H258V57H257ZM68 59H66V62H65V63L68 62ZM251 59H252V62L255 63V61H253L252 55H251L250 60H251ZM263 59H264V58H263ZM64 60L61 61L60 63H64ZM258 60H260V59H258ZM69 61H70V60H69ZM71 61H70V65H71L72 67L69 68V65H67V64H66V65H67L68 67H65V65H64L65 63H64V64H60V65H63V66H60V70H59V67H58V68L56 67L58 70L55 68V71H56L57 73H55V72L53 71L54 74H52L53 72H52V71L50 72L51 75H54V76H51V75H50V77H53V78H52L53 80H52L51 82L53 83V81H55L54 85L57 84L58 82H59V84H60V82H63L61 86H63L64 82H67V83H68V84L66 83V85L68 86L67 88H66V87L64 88V86H66V85L63 86L64 89H63L62 87H60L59 84H57V86L60 87V91L63 89V90H64V94H65V95L67 94L66 97H68V99L65 97L64 94H61V93H63V91H61V93H60V91L57 92V91L59 90V87H57L56 85H55V86H56L57 88L55 89V87H54L55 90L58 89V90L56 91L57 94L59 93L58 97H60V96L62 95V97H60V99L62 98V101L58 98V99L60 100V104H61V105H59L60 108H59V106H58V104H59V101H58V100H57V103H58L57 105H56V103L54 104V102H56V101H54V102H49V103H52L54 106H56V108H57V106H58V108H59L58 111H59L60 113H58V114H59L58 116H59L60 118H59L57 115H56V116L58 117V120H60V121L56 122L57 124L53 125V126H57L56 128H58V126L60 125V122H61V124L65 123V122H66L65 119L68 121V117H66L65 119L63 118L64 120L62 119V120H63V123H62V121H61V118H62V117H61V116H62V114H63V111H62L61 108H64V107H65V108L68 109V107L71 105V108H69L68 111H69L71 114H75V115H76L77 113H74V112L76 111V109H75L76 107L72 109V106H74V105H73L74 102H75V103L77 102V98H78L77 95H78V96H81V95L83 94L82 89L84 88V85L87 86V87H89L87 84H85V83H86L85 80H84L85 82L83 81V82H84V85H83V86H82L83 82H82L81 84L78 83V82H80V79H81L80 75H81V74H80V71H79V72H75L76 69H74L75 71L73 70L75 73L72 71V69H73L74 66H75L74 68H76V65L73 64V63H71ZM75 61H76V60H75ZM171 61H172V62H171ZM246 61H249V59L247 58ZM217 62H218V61H217ZM258 62H259V61H258ZM263 62H264V61H263ZM68 63H69V62H68ZM4 64H5V66L7 65L6 63H4ZM72 64H73L74 66H73ZM77 64H78V63H77ZM2 65H3V64H2ZM2 65H1V67L5 68V66H4V65L2 66ZM7 66H8V65H7ZM9 66H10V64H9ZM56 66H57V65H56ZM18 67H19V66H18ZM62 67H63V69H61ZM9 68H10V67H9ZM9 68L6 67L5 69H3L4 72H7V69H9ZM12 68H13V69L15 68V69H14L15 72L12 71L13 69H10L11 72H13V73H17V72H19V71H18V68H17V66H16V63H14V67H13V63H12ZM78 68H79V67H78ZM254 68H255V67H254ZM16 69H17V71H16ZM79 69H80V68H79ZM220 69H221V68H220ZM52 70H54V69H52ZM260 70H261V69H260ZM260 70L258 71V69H257V71L259 72V73H258L259 75H260V73H262V72H260ZM0 71H2V68H1ZM200 71H201V72H200V75H199L198 78L196 79V84H195V85H196L197 87L200 88L201 86H203V85H205V84H209L208 86H209L210 88L212 87V88H211L212 90H216V91H212V90L209 88L210 91H212V92H214V93L217 92V93H219V95H220V92H218V90H219L218 87L221 89L223 86L225 87V85H223L222 87H220V86H221V83H222V81L220 80V77H221V76H219V75L217 76V70H216V68L213 66V62H211V60H210V61H209V60H205V61H203V62H202V65H201V69H200ZM255 71H256V70H255ZM2 72H3V71H2ZM2 72H0V73L2 74ZM4 72H3V73H4ZM8 72H9V70H8ZM263 72H264V70H263ZM13 73H12V74H13ZM76 73H79V75L76 74ZM4 74H5V73H4ZM4 74H3V75H4ZM12 74H11V75H12ZM223 74H224V73H223ZM256 74H257V73H256ZM263 74H264V73H263ZM263 74H261L262 76L260 75L259 77H264ZM5 75H6V74H5ZM77 75L80 77V79H78V76H77ZM7 76H9V73H8ZM46 76H47V75H46ZM81 76H82V75H81ZM89 76H90V75H89ZM225 76H226V75H225ZM5 77H6V76L1 77V75H0V78H5ZM48 77H49V74H48ZM178 77H179V78L175 77L174 80H176V82H175V81H174V82H175L176 84L174 83V85H177L178 88H179V90L184 89V88L189 89V88L192 86L193 81L191 82L190 79L186 78L183 74H181V75L178 76ZM252 77H253V79H254V76H252ZM257 77H258V75H257ZM6 78H7V77H6ZM90 78H91V77H90ZM227 78H228V77H227ZM48 79L51 80V78H48ZM92 79H93V78H92ZM261 79H262V78H261ZM2 80H3V79H2ZM2 80H1V82H2ZM50 80H48V81H50ZM81 80H82V79H81ZM90 80H91V79H89V81H90ZM166 80H167V79H166ZM258 80H259V79H258ZM263 80H264V79H263ZM93 81H95V79L92 80V81L90 82V84H91ZM45 82H47V78H46ZM69 82L74 83V87H75V88H76L78 85H79V86L81 85L83 88H82L81 86H80V87L78 86L77 88H79L80 90L77 89V88L75 89L74 87H72L73 89H71V86H72L73 84H71V83H69ZM76 82L78 83V85H76V84H77ZM163 82H165V81H163ZM223 82H224V81H223ZM227 82H228V81H227ZM263 82H264V81H263ZM52 83L49 85L50 87L52 86ZM87 83H88V82H87ZM94 83H95V82H93V85H92V86H94ZM96 83H97V82H96ZM161 83H162V81L158 82V84H160V85H165L164 83H163V84H161ZM228 83L230 84V81H229ZM46 84H47V83H46ZM46 84L44 83V85H46ZM69 84H70V86H69ZM167 84H168V83H167ZM222 84H224V83H222ZM225 84H227V83H225ZM261 84H262V83H261ZM227 85H228V84H227ZM258 85H260V83H258ZM155 86H156V85H155ZM229 86H231V85H229ZM262 86H263V84H262ZM262 86H261V88H262ZM52 87H53V86H52ZM69 87H70V91L75 89L74 91L77 92L78 94L75 93L74 91H71V92L74 93V95H73V94L70 95V93H67L66 91L68 90V92H69ZM87 87H85L84 91L86 90ZM96 87H97V86H96ZM161 87H162V89H163V86H161ZM168 87H169V84H168ZM256 87H257V85H256ZM0 88H1V87H0ZM46 88H48V87L46 86ZM61 88H62V89H61ZM81 88H82V89H81ZM89 88H90V87H89ZM214 88H216V89H214ZM229 88H230V87H229ZM246 88H247V87H246ZM246 88H245V90H246ZM257 88H258V87H257ZM65 89H67V90L65 91ZM170 89H172L171 86L169 87V90H170ZM230 89H231V88H230ZM247 89H248V88H247ZM1 90H2V89H0V94H3ZM47 90H48V89H47ZM87 90L90 91V89H87ZM222 90H223V89H222ZM262 90H263V89H262ZM51 91L54 92V96H56V94H55L56 92L53 91V90H51ZM81 91H82V94L80 93ZM89 91H87V92H89ZM231 91H233V89H232ZM247 91H249V90H247ZM258 91L260 92L261 90L259 89ZM52 92H51V94H52ZM87 92H84L85 94H83L82 96H84V95L86 96V93H87ZM91 92H92V91H90V93H91ZM224 92H226V91H224ZM262 92H263V91H262ZM79 93H80V94H79ZM4 94H5V92H4ZM48 94H49V92H48ZM60 94H61V95H60ZM68 94H69L70 96L73 95V97H74V98L72 97L73 100H71V98H69V95H68ZM250 94H252V93H250ZM7 95H9V93H8ZM23 95H24V94H23ZM46 95H47V94H44V97H45ZM52 95H53V94H52ZM88 95H89V94H88ZM219 95H218V96H219ZM5 96H6V94H5ZM17 96H18V97H17ZM17 96H16V97H17V98H16L17 101L15 100L16 103H13V102H14L13 98H14L15 96H11V97H13L12 99H11L10 96H9L10 98L8 97V99H9L10 102H9V101L7 102V96L5 97V99H6V103H7V106H8V107H11V106H12V103H13V106H12V107H14V109L12 108V112H11V110H10L11 114L15 113L16 116H18V115L20 116V114L17 113V112H18V110L20 111V109H22L23 106H24V104H23V97H21V95H19V94H18ZM29 96H30V95H29ZM54 96H53V97H54ZM63 96H64V97H63ZM220 96H221V95H220ZM220 96H219V97H220ZM1 97H2V99L4 100V96H1V95H0V98H1ZM24 97H27L28 100L30 101V99H29L30 97H28L27 95H24ZM31 97H32V96H31ZM49 97H50V94H49ZM49 97L47 96V97H45V99L47 98V100H48ZM76 97H77V98H76ZM222 97H223V96H222ZM18 98H21V99H22V101H20V99H19V101L22 102V103H20V102L18 101ZM32 98H34V96H33ZM63 98H66V99L64 100ZM263 98H264V97H263ZM10 99H11V100H10ZM34 99H35V98H34ZM34 99H33V100H34ZM50 99H51V98H50ZM54 99H55V98H54ZM74 99H76V101H75ZM25 100H26V101H24V103L26 102V103L28 104L29 101H28L27 99H25ZM43 100H44V98H43ZM63 100H64V101H63ZM67 100H68V101H71V102H68ZM78 100H79V99H78ZM224 100H225V98H224ZM4 101H5V100H4ZM4 101H3V102H4ZM11 101H12V102H11ZM35 101H36V100H35ZM45 101H46V100H45ZM73 101H74V102H73ZM226 101H227V100H226ZM17 102H18V103H17ZM31 102H32V101H31ZM31 102H30V103H31ZM64 102H66V103L68 102V103H67V105H63V107H62V103H63V104H66V103H64ZM263 102H264V101H263ZM8 103H9V104L11 103L10 106H9ZM19 103H20V104H19ZM26 103H25V104H26ZM46 103H47V102H46ZM70 103H71V104H70ZM79 103H80V102H79ZM16 104H18V105H16ZM27 104H26V105H27ZM68 104H70V105L68 106ZM77 104H78V103H77ZM221 104L223 105V102H221ZM2 105H3V104H2ZM2 105H1V106H2ZM22 105H23V106H22ZM26 105H25V107L29 106V104H28L27 106H26ZM49 105H50V104H49ZM49 105H48V106H49ZM53 105H50L48 108H46V111L49 110L51 107H52V110H53V109H54V108H53V107H54ZM79 105H80V104H79ZM222 105H220V106H221V109L225 110L226 112H227V110H228V112H229L230 109H228V108L226 109L225 107H224V108H225V109H224V108L222 107ZM18 106H20V107H18ZM67 106H68V107H67ZM77 106H78V105H77ZM224 106H225V105H224ZM256 106H257V105H256ZM15 107H18L17 112H15V110H16ZM25 107H24V108H25ZM46 107H47V106H46ZM228 107H229V106H228ZM19 108H20V109H19ZM24 108H23V109H24ZM27 108H29V110L26 109V113H27L28 115H27L26 113H24L25 110H23V109H22V110H23V113H24V114H23L22 112H21V113H22L24 116H27V117H28V116H29V113H31L30 110H32V109H30V107H27ZM43 108H44V106H43ZM56 108H55L53 111L51 110V111H49V112H46L47 115H49V113H51L52 116H53V118H55V119L52 118L51 114H50V116H47V115H46V116H45L46 119H45V120L43 119V120L46 121V120L48 119L47 117H51V118H50L51 121H50V119L47 120V121H49L50 123L46 121V122H45V125H46V123H48V124H54V122H55L54 120H56L57 118H56V116L53 115L52 112H54L55 110H57ZM65 108H64V109H65ZM33 109H34V108H33ZM67 109H66L64 112H66ZM70 109H72V110H70ZM74 109H75V111H74ZM231 109H232V108H231ZM237 109H238V108H237ZM256 109H257V108H256ZM0 110H2V107H1ZM38 110L40 111V109H38ZM27 111H30V112H27ZM36 111H37V110H36ZM42 111H43V109H42ZM73 111H74V112H73ZM221 111H222V110H221ZM5 112H6V110H5ZM37 112H38V111H37ZM40 112H41V111H40ZM55 112H56V111H55ZM55 112H54V113H55ZM69 112H66L65 115H63V116H64V117L67 116V115L69 114ZM222 112H223V111H222ZM232 112H233V110H232ZM256 112L259 113V110H258V111L256 110ZM0 113H1V112H0ZM3 113H4V110H3ZM3 113L0 114L1 118L4 117V119H3V118H2V119L0 118V126H4V127H7V126H8L9 128H3V127H2L3 129H1V130L3 131L2 133L6 134V135L8 136V137H7L8 140H10V141L7 142V143H9V144H8L9 147L11 146V148H9V147H8V148L12 150V151L9 150V156L11 155V156L13 157V162H11V165H13V163H14V164L16 163L15 165L12 166V167L14 168V172H15V173H13L12 171H10V167L8 166V165H9V160L6 161V160H5L6 157L4 158V156L2 157L3 159L1 160V166H2V165L4 166V167L2 166V168H3V169L5 168L6 171H7V170L10 171V173H9V174H11L10 177H12V173H13V175H15V176H14L13 187H12V188L10 187V188L12 189V191H11V193H12V195H11V203L9 202V201H10V200H9V201H6L7 204L5 205V207L7 208V210H8V208H9V206L7 207V205H10V208H9L8 212H6L7 215H8L7 223H6V224H8V225H7V231H8L9 233H12V234L10 235L11 238H8V237H9V234L7 233V234H8V237L5 236L6 239H4V240H6V241H5V243L3 242V243L6 244V245H7V243L9 244V242H10V244L7 245V247H14V248H12V250H11V251L15 250V251L13 252L14 254L12 253V254H13V263H12V264H37V263L35 262V260H36L37 262H38L39 260H42L41 258H37V257H39V256L36 255L35 253H33V255H32V253L29 254V253L26 252V249H28L29 251H31V250H30V248H28V245H26L27 242H25V241H26L27 239H29L28 241H30L31 238H32V240H33V238H34L35 235H36V232H35L36 230H37V233L39 232V234H37V236H38L37 238L35 237V239H36V240H35L36 243L34 242L33 244H34V246L36 245V247H37L39 250L42 249V250H40V254H41V256H42V255L44 256L46 253H47V254H51V253H50V252H51V249L54 248V247H55V249H56V246H55V245H57V244H53V243H54L53 241H55L56 243L58 242V244H59V245H58V248H59V247L62 248V252H61V253L59 252V256H56V255H53V254L50 256V258H51L52 261H53V264H120V262H122V261L124 262V264H126V262H127L126 260H129L128 258H126V256H129V258H131V262H133L132 259H134V258L137 257V256H135L137 253L134 254L135 257H133V255H132L133 253L131 254V252H132V251L134 252V250H132V249H135L136 247L138 248V247L140 246V245L138 246V243H137V242H136V244H134L135 242H134V240H133V239H134L133 236H135V238L138 237V236H140L138 233H143L142 235H144V233H145V234H155V236H157V240H156V237L150 239V240H151L150 243H152V241H155V240H156L155 243H152V246H151V244H150V246L148 245L149 249L152 248V251H153V252H154V251L156 252V253L154 252V253H155V256L152 255V254H153L152 251H149V252L146 251V252H148V255H147V257H146L147 260H149V258H148V256L150 255L149 253H152L151 255L154 256V258H157V257L161 254V252H162V254H164V255H162V257L164 256L163 258H164L165 261H167V259H168V256H167V255H169V256H173V258L175 257V258H177V260L180 258V260H181V256H182V255H184V256L186 255V256H187V254L190 253L191 248L194 249V250H193V249L191 250V251L194 252V253H190V255L193 254V256H195V257L197 256V258H196L197 260H198V258H200V257L203 256L202 258H200V259H203V258H204L203 262H202V260H199V261H201V264H206L207 262H210V258H207V255L214 254V252H216L214 255H217L218 258H219V255L221 256V253L219 254V252L222 251V247L219 246V245H221L222 242H221V244H220V241H219L220 239H219V238L222 239V237H220V236H218V238H217V237H214V239H210L212 236L210 237V235H209V237H207V239H209V240H207L206 242H205V241H202V239H204V238H201L200 240H199L198 238H195V240H196V239L199 240V241H197V243H196V241H195L194 239H191L193 236H195V235L192 236V234H193V233H194V234H197L196 232H198V231L194 232L195 229H196V228H194V229H192L193 232H191V233H192L191 235H189V234H190V231H189L188 236H189V237L192 236V237H191V238H188V237H187V238H188L187 241H186L187 238H186V239L183 238V239H182L183 242H181V240H180L181 238H180V237H179L180 239L177 237L176 240H175V238H173V235H172V234H174L173 231H171V232H172V234H171V232L169 231V229H170V226L172 227L171 230H173V228L175 227L176 223H175V225H174L173 223H171V222H172V219L175 218V217H176L175 219H177V221H178V220H179V221L181 220L179 223L184 222V219H183V217H182V214L180 213V209L178 210L176 206H175V207H172L171 205H168V203H170V202L166 203L165 200H167V198H166V199H163L164 196H162V195L160 194L159 190H156V189H158V188H156L157 185H155V191L158 192L159 195H160L159 198L162 197L161 199H163V202H165L166 205H167V206H165V203H162L161 200H160V201H161V204H160V202L158 201V204H159V207H158V209H159V214H158L157 211H156V209H155L156 206H153V204L155 205L154 202H156L157 200H159V198H157V197H158V194L155 192V193L157 194V195H155V193H153L154 191L152 192V190H151L152 188L149 189L150 186H149V185H146V186H149V187H148V190H150L151 193L154 194V195L152 196V194L149 192V194H151V196H152L153 198H152V197L150 198L151 201H152V203H149V202H150V201H149V202H148V205H149V204H152L151 208H150V205H149V208L151 209V211H153V210H154V212L156 211L155 213L153 212V213H151V214L149 215V213L151 212L150 210H145V211H149V213H148V212L145 213V211H144V209H143L144 206H142V205H141V206H142L143 208H136V210H138L139 213H138V211L136 212V210H135L136 203H135V204H132L133 206L135 205V206H134V210H135V211H133L132 208H131L132 210H130V208H128V209L130 210V212H129V210L126 209L127 206H125L126 208H125V207H122V208H123V210H122V209H120L121 206H123V205L121 204V206L118 205V206H119V210H118L119 212H116V215L113 213L117 218H119V219L121 220V219L124 218V217H123V214H124L125 212H126V213L129 212L127 215L125 214V215H126V217H125V222H123V221H124V219H123V221H121L123 224L120 223V221H119L118 223H120V225L122 226V227H121V228H122L121 231H122L123 233L121 232V234H122V235H123V234H124V235L129 234V236H132L131 239L133 240V245H135L136 247H135V246L132 247V246H131L132 244L130 245L129 240H130V242H131V241H132L131 239L126 240V236H122V237H121V234H120L119 232H117L116 229L119 228V224L116 223V222H117L119 219H118V220H114V219H113L114 221L112 220L113 217L115 218V216H113V214H112V211L114 212L113 209H114V208H115L116 210L118 209V208H116V207H118L117 205H116V206L114 205L115 207H112L113 204H114V202H115V199L117 200L118 197H119V198H120V197H124V196H121V195L119 196V195L117 194V192H116L117 190H119V194H122V193H120V190L122 189V186H120L121 189L118 188L116 191H114L115 189L112 190V189L109 188V187H108L109 189H108V188L106 189V188L104 187V188L106 189L105 191H106V193H108V195H109V190H111L112 192H113V191L116 192V193H114V192L112 193V194H114L113 196L110 195L109 201H110V199H111V201H112V199L115 198V197H117V198H115L114 201H112V202L110 203V202L107 200V199H108V197H107L108 195H106L105 197L103 196L104 199L106 198L105 200H103V201L105 202V205L107 204V202H109L108 204H111V207H112V208H109L110 205H108V206L106 205L107 209H106V208H105V209H106L107 212H106V213L104 212L105 214L103 213V214H104V218H103V214H101V213H100V214H96L97 217H95V214H94V217H95V219H96L97 221H96L94 218H93L92 220H90V221H92V223H94V221H96L97 223L95 222L94 224H96V227H97L98 224L100 225V223H99V221H98L99 219H100V222H101V218H102V220L105 219V221L108 220V221H109V226H106V229H107L109 232H108L107 230H106L107 232H105L104 229H103V230L100 229V232H99V231H96V232L93 231V232H95V233H92V238H93V236L96 235V233L98 232L97 235H98L100 238H102V239L100 240L99 237H98V240H100V242H101L102 240H103L104 242H105V240H106V241H107V240L110 241L112 238H114V241H115V242H117V241L120 242L121 245H119L120 243H119V244H116V245H115V243H114L115 246H114L113 244L111 245L110 243H111V242L113 243V239H112L111 242H108V243L105 242L104 244H106L107 246L103 244V247H102L103 250H101V251H102V254H100V253H99L100 255L97 254V255H96V259L91 260L90 258H91V257L93 258L94 255L91 256L89 253H92V251H90V250H93L94 248L91 249L92 246H91V248H90V243H92V242L89 243V241H88L90 237L86 238V236H87V234H86L87 231L85 232L86 236H85L84 233H83L84 235H83L82 233H79L82 237L84 236V238L87 239V240H86V239L83 240L84 238L81 239L80 235H79L78 232H77V231H78V230H77L78 228H77V229H74V228H76V227H79V225L81 226V224L84 223L85 220L88 221L87 218H88V217L90 218L89 215H91V211L89 212V211L87 210V212H86L87 215L84 214V213H83V214H80V211H79V210H78L79 213L77 212V209H78V208H80V210L83 209V208H81V207H78L75 211H73V210L70 211V208H69V207H71L72 204H76V203H74V202H75L74 200H76V198L73 199L74 202L69 203V206L66 205V204L64 203V200L68 199V198L65 199L64 196H67V194H68L67 191L69 190V189H68V190L66 191V189H67V185H68V184H67V180H68L67 177L69 176L68 174H70V171L67 170V168H65L64 170L68 171V174H63V173H66V171H65V172L63 171V168H64V167L62 168L61 166H57L58 164L62 165V164H61L62 161L59 163V161L62 160L61 155H62V157H63V160H64V158H65V162H66L67 157H66V156H63V153H64L63 149L66 147L65 143L67 142V141L65 142V140L68 139V140L72 141L71 138L73 137V135L75 136V134H76V133H72V132H74L75 130L78 129L77 126H75V127L73 128V125H74V123L76 124V122H73V124L71 123V124H72V128H73V129L71 130V131H72L71 133H70V131H69V128L71 127V124H68V125L64 126L65 128L68 127V129L66 128V129H64V130H63V129L61 130V128H59L60 131H63V132H64L65 130L68 131V132L65 131V133H63V132L60 133V131H58V132L60 133L61 136H62V134H63L64 136H67V134H69V136H67L66 139H63L64 137H63V138L61 137L60 139H58V137H60V135H59V136H53V135H54V134H53L54 131H53V132L50 131V128L52 127V125H49V126H51V127L48 128V127H46V126H48V124L45 126V125H44V122H42L41 125H43V126H37V124H38L39 121H38V122L36 121L37 123H34V124H36V126H31V125H32V122L35 121V119H34L33 121H28V120L26 119L29 123H31V125H27V123H24V124L21 123V124L18 125L17 123H15V124H16V126H15L13 122H17V119L14 120L15 117H12L14 121H11L12 118H9V117H11L12 115H10L9 113H5L6 115H8V118H7L6 115H4V116L2 115ZM230 113H231V112H230ZM257 113H256V114H257ZM17 114H18V115H17ZM41 114H42V112H41ZM71 114L68 115V116H71ZM231 114H232V113H231ZM231 114H230V115H231ZM9 115H10V116H9ZM15 115H13V116H15ZM236 115H238V114L236 113ZM21 116H22V115H21ZM21 116H20V117H21ZM30 116H31V115H30ZM37 116H38V113H37ZM37 116H36V117H37ZM73 116H74V115H73ZM73 116H71V117L74 119V117H76V116H74V117H73ZM227 116H228V114H227ZM231 116H232V115H231ZM233 116H234V115H233ZM36 117H35V118H36ZM228 117H230V116H228ZM257 117H258V115H257ZM6 118H7V119H6ZM29 118H30V117H29ZM29 118H28V119H29ZM230 118H231V117H230ZM18 119H19V118H18ZM20 119H21V118H20ZM20 119H19L18 122H22V119H23V118H22L21 120H20ZM31 119H32V118H31ZM40 119H41V118H40ZM40 119H39V120H40ZM52 119H53V121H52ZM8 120H10V121H8ZM23 120H24V119H23ZM26 120H25V121H26ZM37 120H38V119H37ZM52 122H53V123H52ZM39 123H40V122H39ZM25 124H26L27 126H23V125H25ZM34 124H33V125H34ZM20 125H22V126H20ZM69 125H70V127H69ZM238 126H239V125H238ZM76 127H77V128H76ZM118 127L120 128V126H118ZM121 127H122V126H121ZM123 127H125V126H123ZM123 127H122V128H123ZM128 127H129V128H130V127H133V128H134V126H128ZM56 128H55V129H56ZM75 128H76V129H75ZM133 128H130V130L133 129ZM52 129H54V127H53ZM70 129H71V128H70ZM57 130H58V129H57ZM73 130H74V131H73ZM130 130L128 129V131H127V129H126V130H123V131H126L127 133H128V132H129V133H130V132L132 133V131H130ZM238 130H239V129H238ZM120 131H121V133H122V130H120ZM75 132H76V131H75ZM59 133H58V134H59ZM131 133H130V134H131ZM221 133L223 134V132H221ZM221 133H220V134L218 133V135H221V136H222ZM4 134H1V132H0V135H1V136H3ZM55 134L57 135L56 132H55ZM125 134H126V133H125ZM70 135H72L71 138H70ZM131 135H134V134L132 133ZM131 135H130V136H131ZM218 135H216V137H217ZM224 135H225V134H224ZM224 135H223V136H224ZM126 136H129V135H126ZM221 136H218L217 138H220ZM226 136H227V135H226ZM55 137H57L56 140L54 139ZM68 137H69V138H68ZM131 137H132V136H131ZM224 137H225V136H224ZM224 137H222V138L225 139ZM126 138H128V137H126ZM126 138H125V139H126ZM217 138H216V142H217V140H218V142H219L220 139H217ZM222 138H221V139H222ZM45 139L47 140V142L49 143V145L51 144V142H53L55 145L57 144L58 147L60 146L59 144H61V148H60V150H59V152H60L61 150L63 151V152H61V153H59V152H57L58 154L55 153L56 150H58V148H56L55 145H54L53 143H52L53 145H52V144L50 145L51 148L48 147V149L45 150V151H47V153H48L47 155H49L50 152H51L52 154H54V153L56 154V155H55V154L52 155V156H51L52 158H53L54 156H58V155L60 154V157L58 156L57 158H53V159L49 156V157L51 158V161H52V162H53V160H54L53 163H54L56 166H54V164H53L51 161H50V162H48V160L46 161V159H44L45 164H47V163H48V164H51V165L53 164L52 167H50V165H49V166L47 165L48 167H47V166H45V167L42 166V164H43V162H44V161H43V156H45L46 153L43 152V151H44L43 148H42V152L45 153V154H43V153L41 152V149H40L41 147H40V146H41V145H42L43 147H47V146H48V143H47V146H45L46 144L43 145V143L46 142ZM62 139H63V140H62ZM231 139H232V138H231ZM1 140H2V139H1ZM54 140H55L56 142H54ZM58 140H60V141L62 140L61 142L63 143V145H62V143H59ZM57 141H58V142H57ZM220 141H221V140H220ZM222 141H223V140H222ZM222 141H221V143H222ZM229 141H230V140H229ZM229 141H228V139H227V143H229ZM3 142H4V141H2L1 144H0V145L2 146V147L0 146V148H2V149L0 150V151H1V152H0V153H1L0 157H1L2 155H5V154L7 153V152H4V151H5L4 146H6V145L3 144V145H4V146H3V145H2ZM230 142H231V141H230ZM4 143H5V142H4ZM174 143H175V141H173V144H174ZM176 143H177V142H176ZM176 143H175V144H176ZM221 143H218V144L221 145ZM223 143H224V142H223ZM235 143H236V142H235ZM67 144H68V142H67ZM224 144H226V140H225V143H224ZM229 144H232V143H229ZM8 145H7V146H8ZM176 145H177V144H176ZM233 145H234V144H233ZM63 146H64V148H63ZM68 146H69V145H68ZM234 146H237V145L235 144ZM52 147H53V148H52ZM118 147H119V146H118ZM123 147H124V146H123ZM123 147L121 146L122 149L120 148V150H119V148H118V149L115 148L114 151H118V150H119V151H121V150L123 151ZM176 147H177V146H176ZM176 147H175V148H176ZM49 148H50L51 150H55V148H56V150H55V152H54V151H51ZM124 149H125V147H124ZM3 150H4V151H3ZM65 150H66V148H65ZM143 150H144V149H143ZM143 150H142V151H143ZM48 151H49V152H48ZM112 151H113V149H112ZM119 151H118V152H119ZM176 151H177V149H176ZM2 152H3L4 154H3ZM125 152H126V150H125ZM129 152H131V150H129ZM225 152H226V150H225ZM228 152H229V151H228ZM111 153H112V152H111ZM170 153H172V152H170ZM120 154H124V152H123V153H120ZM128 154H129L128 157H131V162H132L133 160H135L134 163H130V164H131V165H132V164H138V166H139V168H138L137 165H134V167H136L137 169L134 170V169L132 168L133 171L138 172V171H139L138 169H141V171H142V172L144 173V175H145V172H144L143 170H145V168H147V165H149V164L146 163V164H145L146 166H144V164H143V163H144V162H143L144 159H143V157H141L142 155H141V156H139V155L137 156V155H135V154L133 155L132 152H131V153H128ZM131 154H132V156H131ZM167 154H168L169 156L173 157V159H174L175 161H177V160H176V159H177L176 155H174V154H169V153H167ZM167 154H166V160H165L164 162H162V164H164V166L161 165V164H159V165H160V166H159L160 168H159L158 166H156V164H155V166H154V167L158 170V171H154V172H157V173H159V174H160V172H161V174H160L161 177L164 178V176H165L164 180H165L166 178H168V177H170V179H172L171 176H172L173 173H172V172H169V171H171V169H172V170L174 169L172 166H175V169H176V164H175V165L173 164L174 161L171 160V157L167 156ZM219 154H221V153L219 152ZM50 155H51V154H50ZM115 155H116V154H115ZM115 155H114V154H111L112 157L115 156ZM117 155H119V154H117ZM126 155H127V154H126ZM172 155H174L175 158H174V156H172ZM226 155H228V153H226ZM233 155H234V154H233ZM7 156H8V154H7ZM122 156H123V155H122ZM135 156H136L138 159L140 158V160H137V161H136L137 158H136ZM220 156L222 157V155H220ZM220 156H218V157H219L218 160H220V158H221ZM235 156H236V155H235ZM235 156H234V157H235ZM46 157H47V156H46ZM49 157H47V159H50ZM132 157H133V158H132ZM230 157L233 158L232 155H230ZM68 158H69V157H68ZM109 158H110V157H109ZM118 158H119V157H118ZM126 158H127V156H126ZM126 158H125V159H126ZM135 158H136V159H135ZM141 158H142V159H141ZM6 159H7V158H6ZM11 159H12V158H11ZM58 159H59V160H58ZM212 159H213V158H212ZM234 159H235V158H234ZM55 160L57 161V164L55 163ZM69 160H71V162H70ZM72 160H73V159H68V161H67L65 164H63V165H65L66 167H68L67 165L70 166L72 163L76 164V163L73 162V161H76L77 159H74L73 161H72ZM114 160H115V159H114ZM117 160H118V159H117ZM126 160H127V159H126ZM126 160H125V161H126ZM129 160H130V159H128V161H129ZM141 160H142V161H141ZM145 160H146V159H145ZM215 160H216V159H215ZM221 160H222V158H221ZM221 160H220V161H221ZM230 160H231V159H230ZM5 161H6V162H5ZM120 161H122V160H120ZM123 161H124V160H123ZM139 161H140V162H139ZM170 161H171L172 163H170ZM234 161H236V160H234ZM2 162H3V164H2ZM4 162H5V163L8 162L7 165H6ZM68 162H69V163H68ZM102 162H104V160H103ZM137 162H138V163H137ZM168 162H169L170 164H169ZM209 162H210V161H209ZM63 163H64V161H63ZM70 163H71V164H70ZM105 163H106V165H104V171H106V173H109L110 175H111V173H114L113 170H115L116 168H118V166L116 165L117 162L115 161V163L113 162V164H111V163H112V161H111V163H110V164H111V167H115V169H110L109 172H108L107 169H105V167L107 166V162H105ZM123 163H124V162H123ZM128 163H129V162H128ZM211 163H212V162H211ZM211 163H209L208 165L206 164L207 167H208L206 170L209 169L208 172H210V166H211ZM216 163H217V162H214V164L212 163V164L214 165V166H213L214 168L211 167V168H212V169H211L212 171H214L215 168L218 167V166L215 167ZM218 163H219V162H218ZM218 163H217V164H218ZM223 163H224V162H223ZM230 163H231V161H230ZM230 163H229V164H230ZM4 164H5V165H4ZM84 164H86V163L84 162ZM84 164H83V166H84ZM98 164H99V163H98ZM100 164H101V161H100ZM114 164H115V165H114ZM121 164H122V163H121ZM150 164H152V163H150ZM153 164H154V163H153ZM165 164H166V166H167V165H168V166L171 165V169H170L168 166H167V167H168V168H167V167L165 166ZM86 165H88V163H87ZM126 165H128V164H126ZM131 165H130V166H131ZM209 165H210V166H209ZM218 165H219V166H220V165L222 166L221 163H219ZM233 165H234V162H233ZM1 166H0V167H1ZM5 166H6V167H5ZM101 166H103V164H102ZM141 166H143V167H141ZM221 166H220V167H221ZM223 166H224V165H223ZM46 167H47V168H46ZM55 167H59V168H56V170H59L60 175L63 176V178H64V179H61V181H60L62 187H63L62 180H63L64 184H65V182H66V186L63 187L64 189H65V188H66V189L63 190V191H62V189L59 190L60 187L58 186L59 188H58V191L55 192L56 194L54 193V189H53V192H51V193L49 192L50 188H52V186H50V185H52V184H51L52 181H50V183H48V182L45 183V177H44V175H45V176H49L47 173L50 174V173H51L50 171H51L52 169L55 170ZM60 167H61L62 169H60ZM76 167H77V168H76ZM76 167H73V168H72V169L76 170V171H72V172H73V173L76 172V174H77L76 177H77L78 174H79L81 171L78 172V169H79L78 167H79V165H77ZM84 167H87V166H84ZM84 167H83V169H84ZM89 167H92V165L89 166ZM89 167H87V169H89ZM94 167L97 168V167H100V166L96 165V166H93V168H94ZM107 167H108V166H107ZM157 167H158V168H157ZM164 167L167 169V173L169 172L168 174H170V175H168L167 173H164L165 175L163 174L162 170H164V169H163ZM8 168H9V169H8ZM40 168L42 169V171L44 170L43 173H44L45 170H47V169H48L47 171H49V172L46 171V173H44V175H43V174H42V171L38 172V169L41 170ZM43 168H46V169H43ZM49 168H50V169H49ZM70 168H71V167H70ZM75 168H76V169H75ZM95 168H94V169H95ZM130 168H131V167H130ZM233 168H234V167H233ZM68 169H69V168H68ZM99 169H100V168L95 169V174H96V175L98 174V172H101V171H99ZM101 169H102V168H101ZM128 169H129V167H128ZM128 169H127V170H128ZM159 169H160L161 171H159ZM166 169H165V170H166ZM169 169H170V170H169ZM79 170H80V169H79ZM81 170H82V169H81ZM89 170L92 171L93 169H92V170L89 169ZM96 170H97L98 172H96ZM127 170H126V168H125V171H127ZM130 170H131V169H130ZM146 170H147V169H146ZM146 170H145V171H146ZM168 170H169V171H168ZM206 170H203V172H204V171L206 172ZM6 171H5V172H6ZM8 171H7V172H8ZM61 171H63V173H62ZM110 171H111V173H110ZM119 171H120V170H119ZM119 171H118V173H119ZM141 171L138 172V173H139L138 176H140V174H141V176H143L142 173H141ZM175 171H176V170H175ZM212 171H211V172H212ZM115 172H116V171H115ZM154 172H152V173H154ZM165 172H166V171H165ZM173 172H174V171H173ZM205 172L203 173L204 175L201 176L202 180L204 181L203 183H209V182L212 183L214 180H215L216 183H219V182H218V181H219V178H221V175H223V174H220V177L218 176L219 178H215L216 175H217V173H214V177H213V176H210V177H212V178H210V177H208L207 174H205ZM208 172H207V173H208ZM211 172H210V175H211ZM226 172H227V171H226ZM228 172H229V171H228ZM39 173H40V174H39ZM87 173H88V171H87ZM87 173H86V174H87ZM89 173H90V172H89ZM101 173H103V170H102ZM106 173H105V174H101V176H102V175L106 176ZM152 173H151V174H152ZM174 173L176 174V172H174ZM229 173H230V172H229ZM3 174H4V173H3ZM9 174H7V177L9 176ZM41 174H42V175H41ZM55 174H58V173H54V175H55ZM81 174H82V175H81ZM86 174H84V175H86ZM95 174H92V175H93L92 178H93L94 176H96ZM166 174H167L168 177L166 176ZM208 174H209V173H208ZM215 174H216V175H215ZM218 174H219V173H218ZM225 174H226V173H225ZM232 174H234V173H232ZM232 174H231V175H232ZM51 175H53V174H51ZM80 175L83 176V177H81ZM80 175H79V176H80L82 179L85 178L84 175H83V172H81ZM98 175H99V174H98ZM98 175H97V177L100 178L101 176H98ZM126 175H128V174H126ZM132 175H133V176H136L135 173H134V174H131V175H128V176H131L130 178H132V177H133ZM146 175H147V176H143V177H144V178H145V177L148 178V177L151 176V175L149 176V173H147ZM154 175H155V174H154ZM163 175H164V176H163ZM176 175H177V174H176ZM205 175H206V177H204ZM227 175H228V174H226V176H227ZM229 175H230V174H229ZM231 175H230V177H231ZM4 176H6V174H5ZM64 176H65V177H64ZM107 176H108V174H107ZM111 176H112V175H111ZM113 176H114V175H113ZM1 177H2V179L4 178L3 176H1ZM7 177H5V179H7ZM10 177H9V179H10ZM51 177H52V176H51ZM51 177H47V178H51ZM70 177H72V176L70 175ZM70 177H69V178H70ZM108 177H109L110 179L112 178V177H110V176H108ZM121 177H122V176H120V178L118 177V178H119V179H118L117 176H116L117 179H116V178H115V179H116V180H119V181L121 180V181L123 182V180L121 179ZM126 177H127V176H126ZM126 177H125L124 179H125L127 182H126V181H124V182H125V183H128L129 186L127 185V187H128V189H131V191L128 190V193L130 192V195H133L132 197H134V199H136V198H137L136 196L140 195L141 193H145V192H146L145 189H144L145 191H144V190H141V189L144 188V187H142V186H144V184H145V182H146V181L143 182L145 179L142 180L143 178H141V177H136V178L133 177L136 181H137L138 179L141 178V181H142L144 184H143L142 182H140V180H138V181L141 183V185H142V184H143V185L141 186L140 183L138 182V183H136L137 186L135 187L136 184H134V187H133V188H134V189L136 188V191L133 190V192H132V189H133V188L130 187V186H132V185H131V184H132L131 181H133V182H135V181L132 180V179H131V181H129L130 178L127 177V178L129 179V180H127ZM203 177H204V179L206 178L205 180H206L207 182H205V180L203 179ZM230 177H226V178H230ZM52 178H53V177H52ZM61 178H62V177H61ZM92 178H91V179H92ZM98 178H97V180H98ZM175 178H176V177H175ZM187 178H189V176H187ZM201 178H199V179L201 180ZM207 178H208V180H209V178H210V180L208 181ZM214 178H215V179H214ZM5 179H4L3 181H5ZM54 179H55V178H53V180H54ZM59 179H60V177H59ZM75 179H76V180H79L80 178L77 177V178H75ZM75 179H74L73 181H75ZM91 179H90V181H91ZM94 179H95V177H94ZM94 179H92V180H94ZM101 179H102V177H101ZM112 179H113V178H112ZM115 179H114V180H115ZM151 179H153V178H151ZM151 179H150V184L152 183V182H151ZM168 179H169V178H168ZM168 179H167V180H168ZM190 179H191V178H189L188 180H190ZM193 179H194V178H193ZM211 179H214V180H211ZM216 179H218V181H216ZM0 180H1V179H0ZM46 180H47V179H46ZM64 180H65V181H64ZM97 180H95V182H98ZM156 180H157V179H156ZM167 180H166V182H167ZM172 180H173V179H172ZM172 180H171V182H172ZM227 180H228V179H227ZM227 180H226V181H227ZM3 181H2V182H3ZM9 181H10L9 183H12L11 180H9ZM55 181H57V183H55ZM169 181H170V180H168V182H169ZM193 181H194V180H193ZM193 181H192V182H193ZM195 181H197L196 178H195ZM229 181H230V182H229ZM229 181H228V182L232 184V181H231V180H229ZM53 182L55 183V185H57L58 182H59V180L56 178ZM53 182H52V183H53ZM70 182H71V181L69 180V184H70ZM91 182H92V181H91ZM91 182H90V183H91ZM104 182H105V183H106V182H109V183H110V181L108 180V178H106V179L104 178ZM111 182H112V180H111ZM122 182H120V184H121ZM148 182H149V180H147V183H148ZM171 182H170V183H171ZM200 182H201V181H200ZM3 183H4V182H3ZM3 183H2V184H3ZM71 183H73V182H71ZM75 183L78 184L79 182H75ZM82 183H83V182H82ZM86 183H87V181H86ZM86 183H85V185H86ZM99 183H100V184H99ZM99 183H98V184L100 185V188H102V187H101V183H102V182H99ZM113 183H114V184H113ZM113 183H112V184H113L114 186H115V184H117L116 181H114ZM125 183H124V184L122 183L121 185H125ZM147 183H146V184H147ZM172 183H173V182H172ZM176 183H180V182L177 181ZM213 183H214V182H213ZM238 183H239V182H237V184H238ZM5 184H6V183H5ZM7 184H8V180H7ZM46 184H47L48 186H47ZM49 184H50V185H49ZM88 184H89V183H88ZM93 184H94V183H93ZM93 184H92V185H93ZM98 184H94V185H96V187H97ZM107 184H108V183H107ZM120 184L118 183V185H120ZM162 184H164V182H163ZM162 184H161V185H162ZM180 184H181V183H180ZM186 184H187V183H186ZM186 184L183 185V187L185 186V188H183L182 185H179V184H178L179 186H181V188L184 190V192H185V189H186V191H187V189L190 187V186H188V184H187V186H186ZM189 184H191V187H193V186H192V183L189 182ZM195 184H196V183H195ZM197 184H198V183H197ZM200 184H201V183H199L198 185L200 186ZM209 184H210V183H209ZM220 184H221V182H220ZM0 185H1V184H0ZM10 185L12 186V184H10ZM71 185H72V184H71ZM74 185H76V184H74ZM78 185H79V184H78ZM78 185H77V186H78ZM94 185H93V186H94ZM99 185H98L97 188H96L95 186H94V187H90V186H88V187H90L91 189L93 188V190H96V189H97V191H98V190H101V192H102L104 188H102V189H98V188H99ZM103 185H105V184H103ZM113 185H111V186H113ZM138 185H139L140 187H139ZM176 185H177V184H176ZM178 185H177L176 187H178ZM207 185H208V184H207ZM207 185L204 184V186H207ZM224 185H225V184H224ZM227 185H228V183H227ZM238 185H239V184H238ZM6 186H7V185H5V187H6ZM8 186H9V185H8ZM8 186H7V189L5 188L6 191L3 190V191H4V194H5V192L7 193L8 191L11 190V189L8 188ZM68 186H69V185H68ZM82 186H83V187H82V188H83V189H82L83 192L86 193V192L84 191L85 187H84L83 184H82ZM105 186H106V185H105ZM165 186H167V184H166ZM169 186L172 187V184L169 185ZM202 186H203V185H202ZM208 186H209V185H208ZM229 186H230V184H229ZM2 187H3V185L0 186V199H1L0 202L2 201V203H3V201H4L5 199H2V198H4V194H3V191H2V189H1ZM62 187H61V188H62ZM80 187H81V183H80ZM118 187H119V186H118ZM137 187H138V188H137ZM167 187H168V186H167ZM171 187H168V189L171 188ZM191 187H190V188H191ZM194 187H195V186H194ZM215 187L217 188V186H215ZM231 187H232V186H231ZM47 188H49V189H47ZM53 188H55V186H53ZM90 188H89L88 190H91ZM113 188H114V187H113ZM116 188H117V187H116ZM140 188H141V189H140ZM181 188L179 187L178 189L181 190ZM190 188H189V189H190ZM208 188H209V187H208ZM208 188H206V189L209 190V192H207V190H206L205 188H204L203 190L201 189V191H206L207 193H210V194H212L211 192L213 191L214 193H213L212 195H214V194H215V191H214V190H211L212 188H211V189H208ZM3 189H4V187H3ZM72 189H73V188H72ZM76 189L78 190V187H76ZM125 189H126V188H125ZM195 189H196V187H195ZM198 189L200 190L199 187H198ZM198 189H196V190H194V191H196V193H197ZM219 189H220V188H219ZM231 189H232V188H231ZM7 190H8V191H7ZM55 190H57V188H56ZM85 190H86V189H85ZM107 190H108V192H107ZM123 190H124V188H123ZM123 190H122V192L124 193ZM126 190H127V189H126ZM139 190H140V191H139ZM169 190H170V189H169ZM50 191H52V190H50ZM97 191H96V192H97ZM105 191H104V192H105ZM181 191H182V190H181ZM192 191H193V190H192ZM192 191L190 190L191 193H194V191H193V192H192ZM201 191H198V192L201 193ZM210 191H211V192H210ZM225 191H226V190H225ZM225 191H224V193H226ZM90 192H92V190H91ZM104 192H102V195H103ZM136 192H137V193L140 192V193H138V194L136 195ZM177 192H178V191H177ZM182 192H183V191H182ZM184 192H183V193H181V192H178V193H177L178 196H179V195L181 196L180 198H178V200L181 199L180 202H182V200H184V199L187 197V196H186V192H185V193H184ZM1 193H2V195H1ZM8 193H9V192H8ZM52 193H54L55 196H54V195L51 196ZM69 193L71 194V195L69 194V195H70L69 197H73V198H74V195H75V194L72 195L74 192H69ZM88 193H89V192H88ZM93 193H94V192H93ZM97 193L100 195L99 192H97ZM97 193L94 194V195H96V198H97V199H95V200H99V199H100V198L98 199L97 196H99V195H97ZM106 193H105V194H106ZM131 193H135V194H131ZM196 193L194 194L195 197H196ZM199 193H198V195H199ZM217 193H218V192H217ZM217 193H216V194H217ZM220 193H223V192L220 191ZM220 193H219V195H218L219 198H218L217 195L215 194L216 198L218 199L217 201H220L219 203H221V200L225 201L224 198H226V199H227V202H230V201H231V202H234V205H235V206H237V205H239V206L242 205V198H241V196H242V192H241L239 189H236L234 192H233V191H232V192H231V191H230V192H227V194H229V200H228L227 197H225L226 194L223 193L224 196H223V194H222V196H223V197H222V196H220V195H221ZM81 194H82V193H80V195H81ZM105 194H104V195H105ZM116 194H117L118 196H117ZM124 194H127V193H124ZM181 194H183V196H184V195H185V196L183 197ZM188 194H189V193H188ZM5 195H8V194H5ZM49 195H50V197H53V198H51L52 200H50ZM76 195H77V194H76ZM76 195H75V197H76ZM80 195H78V196H80ZM94 195H93V196H94ZM102 195H100L101 198H102ZM127 195H128V194H127ZM134 195H136V196H134ZM143 195H146V193L140 195L138 198L143 197ZM189 195H190V194H189ZM192 195H193V194H192ZM208 195H209V194H208ZM208 195H207V196H208ZM83 196H84V194H83ZM89 196H90V195H89ZM111 196H112L113 198H111ZM114 196H115V197H114ZM207 196H206V197H207ZM210 196H211V195H209V197H210ZM215 196H214V198H215ZM1 197H2V198H1ZM55 197H56V201L58 200V198H59L60 200L63 201V202L61 201V202L63 203V206H64V205L68 206L67 209H65V210H64V207H62L63 209H61V210H64V211L67 210V212H64V211L60 212V216H61V217L56 216V213H55V214L52 213L53 216H52V214H51V215L49 214V212L51 211V210H50V206L52 207V205H54V207L56 208L55 203H54V202H55V200H54ZM62 197H63V198H62ZM85 197L87 198L86 200H90V197H89V199H88V197H87L86 194H85ZM132 197H131V198H132ZM155 197H156V199H154ZM165 197H166V196H165ZM165 197H164V198H165ZM189 197H190V196H189ZM189 197H187L186 200H187V199H190ZM195 197L191 196L192 199H193V198L195 199V200H193V201H196L195 204H197V200H198V202H200V201H199V198H202V196H201V197H200V195L197 196V199H196ZM198 197H199V198H198ZM206 197H205V199L207 200ZM221 197H222V198H221ZM5 198H6V200L10 199V198L7 199L6 196H5ZM81 198H83V197H81ZM93 198H95V196H94ZM119 198H118V200H119ZM143 198H144V197H143ZM143 198H142V199H143ZM173 198H174V197H173ZM173 198H171V201H172L173 203H175V204H178L177 199L174 200ZM175 198H176V197H175ZM182 198H184V199H182ZM263 198H264V197H263ZM70 199H72V198H69V200H70ZM79 199H80V198H79ZM79 199H78V200H79ZM134 199L132 198V200H134ZM153 199H154V202H153ZM192 199H190V202H191ZM247 199H248V198H246V200H247ZM253 199H255V198H253ZM80 200H82V199H80ZM84 200H85V199H84ZM84 200L82 201V202H83L82 205H83L84 203H86V200H85V201H84ZM106 200H107V201H106ZM120 200H122V198H120ZM120 200L118 201L119 204L121 203ZM123 200L131 201V199H126V198H124ZM186 200H184V201H186ZM200 200H201V199H200ZM208 200H209V199H208ZM208 200H207V201H208ZM48 201H49V202H48ZM51 201H52L53 203H52ZM71 201H72V200H71ZM184 201H183V202H184ZM193 201L191 202L192 205L190 206V211H191V209L194 208V210H192L191 213L194 211L193 213L196 214V211H197V210H199V211L201 210V209L199 208V206H200L201 204H203V202H204V198H202V200H201V201H203L202 203H198V204H200L198 207H197V205H193V204H194ZM207 201L205 202L207 205H206L205 203H204L203 205L209 209V207H208V206H209V203H208ZM214 201H215V200H214ZM256 201H257V200H256ZM8 202H9V203H8ZM65 202H66V201H65ZM69 202H70V201H69ZM76 202H77V201H76ZM104 202H103V203H104ZM116 202H117V201H116ZM123 202H124V201H123ZM131 202H133V201H131ZM143 202H144V201H143ZM143 202H142V201H141V202L139 201V206H138V205H137V206H138V207H141L140 204L143 203ZM190 202H189V200H187V201H186V204H188V203H190ZM210 202H211L212 204L215 203V202H212V200H211ZM227 202H226V203H227ZM257 202H258V201H257ZM2 203H1V204H2ZM49 203H50V204L52 203V205L49 206ZM66 203H67V202H66ZM79 203H80V202H79ZM79 203H77L78 206H79ZM95 203H96V202H95ZM98 203H99V202H98ZM101 203H102V202H101ZM125 203H126V202H124V204H125ZM127 203L129 204V202H127ZM156 203H157V202H156ZM184 203H185V202H184ZM219 203H217V204H219ZM226 203H225V202H222V205L224 204V206H225ZM245 203H246V202H245ZM3 204H4V203H3ZM60 204H61V203H60ZM70 204H71V205H70ZM88 204H89V203H88ZM88 204H87V205H88ZM99 204H100V203H99ZM115 204H117V203H115ZM145 204H147V203H145ZM145 204H143V205H145ZM162 204H163V206H160V205H162ZM186 204H185V206H186ZM212 204H210V206H211ZM227 204H228V203H227ZM57 205H58V204H57ZM95 205H96V204H95ZM95 205L93 204V205H91V206H94V207H95ZM100 205H102V206L100 207ZM100 205H99L98 208H97L98 210H95L94 212H96V211H99V212H100L99 207H100L101 210L105 207L103 204H100ZM181 205H182V204H181ZM188 205H189V204H188ZM259 205H260V206H263V205H261L260 203H259ZM58 206H59V205H58ZM76 206H77V205H76ZM80 206H81V205H80ZM96 206H97V205H96ZM168 206H169V207L171 206V207L173 208L172 210H174V208H176L175 212H176L177 214H175V212H173L171 209H169L170 211L173 212V213H171V212L167 209ZM214 206H215V210H214V208H213ZM214 206H212V208H210V209H213L212 211L216 212V208H217L219 205H217V207H216V204H214ZM229 206H231V205H229ZM229 206H228V209L230 210ZM245 206H246V205H245ZM0 207H1V206H0ZM60 207H61V206H60ZM72 207H73V205H72ZM83 207H85V206H83ZM94 207H93V208H94ZM160 207H162L163 210H161ZM187 207H189V206H187ZM201 207H202V206H201ZM2 208H3V207H2ZM2 208H0V210H1ZM65 208H66V207H65ZM73 208H75V206H74ZM91 208H92V207H90V210H91ZM124 208H125L126 210H128V211H124ZM152 208H154V209L152 210ZM203 208H204V207H203ZM218 208H220V207H218ZM218 208H217V209H218ZM262 208H263V209H262ZM262 208H261V209L264 211V207H262ZM52 209H53V208H52ZM57 209H59V207H57ZM68 209H69L70 212H68ZM71 209H72V208H71ZM86 209H87V208L85 207L84 211H85ZM142 209H143L144 213H143V212H140V210H142ZM165 209H166L167 211H169L170 214H168L169 212L167 213L166 211H164ZM188 209H189V208H187V211H188ZM208 209H207V211H208ZM3 210H6V209H3ZM53 210H54V209H53ZM53 210H52V211H53ZM55 210H56V209H55ZM121 210H122V211H121ZM160 210H161L162 212L164 211L165 213H167L166 215H169V217H170V215H171V216H173V214L175 215L174 217H171V218H172V219H171V222L168 221L170 218H169V219L166 218V216L163 215V213L160 214ZM177 210H178V211H177ZM221 210H222V209H220V210L218 209V211H217L218 213L216 212V214H215V213H214V214H215L216 216H218V217H221V220H222V216H224V215L222 214V215L220 216ZM225 210H226V212H227V207H225ZM123 211H124V213H123ZM132 211H133V212H132ZM199 211H198V212H199ZM207 211H206V212H207ZM219 211H220V212H219ZM245 211H246V210H245ZM0 212H2V210H1ZM3 212H5V211H3ZM55 212L58 213V210H56ZM81 212H83V210H82ZM88 212H89L90 214H89ZM109 212H110V213H109ZM120 212L123 213V214L121 215ZM178 212H179V215H178ZM200 212H202V211H200ZM203 212H204V210H203ZM203 212H202V213H203ZM50 213H51V212H50ZM92 213H93V212H92ZM191 213H190V215H194L193 213H192V214H191ZM207 213H208V212H207ZM227 213L230 214V211L227 212ZM243 213H244V212H243ZM78 214H80V216H81V220L84 221V222H82V221L77 217ZM118 214H119V215H118ZM152 214H154V215H152ZM155 214H156V215H155ZM180 214H181V216H180ZM209 214H211V212H210ZM217 214H218V215H217ZM229 214H226V215H229ZM82 215L85 216V217H84V219L86 218L85 220L82 218ZM92 215H93V214H92ZM92 215H91V216H92ZM98 215H100L99 218H98ZM117 215H118V216H117ZM120 215L122 216V218H120ZM125 215H124V216H125ZM3 216H4V215H3ZM5 216H6V215H5ZM51 216H52L53 218H54V216H56V217H55L56 219L59 217V218L61 219V221H60L61 223L59 222V219H58V221H57V220H53V219L51 218ZM177 216H178V218H177ZM179 216H180V218H182V219H180ZM196 216H197V218H198V214H196ZM196 216H195V217H196ZM205 216H206V215H205ZM229 216H230V215H229ZM0 217H1V216H0ZM49 217L51 218V220H49V219H50ZM167 217H168V216H167ZM202 217H203V216L199 217V218H201L200 220H202V219L204 218V217H203V218H202ZM206 217H207V216H206ZM206 217H205V218H206ZM208 217H209V219H210V215H209ZM208 217H207V218H208ZM211 217H212V216H211ZM262 217H263V216H262ZM2 218H3V217H2ZM2 218H0V225L3 224L2 222H5V219H2ZM4 218H5V217H4ZM55 218H54V219H55ZM97 218H98V219H97ZM207 218H206V219H207ZM224 218H225V217H224ZM226 218L229 219L227 216H226ZM231 218H232V216H231ZM110 219H111V221H110ZM175 219H173V220H175ZM206 219H204V220H206ZM211 219H212V218H211ZM213 219H214V218H213ZM217 219H218V218H217ZM227 219H225V220H227ZM259 219H260V218H259ZM2 220H3V221H2ZM52 220H53V222L57 221V223H59L60 228H59V227H58V228H57V227H56V228H55V227H52V223H51V225H50V223H49V221L52 222ZM77 220H80L82 223H81V224H76ZM93 220H94V221H93ZM229 220H230V219H229ZM41 221L44 222V223H42L43 225H45V224H46L45 222L48 221V224H49L48 227H51L50 230H51L52 232H54V235H53V233L51 234V231L48 230L49 228L46 227L47 224H46L44 227H46V230L49 231L50 233H49V232L46 233L45 228L41 227L42 224L39 225V223H41ZM90 221H89V222H90ZM105 221H102V222L104 223ZM108 221H107V222H108ZM175 221H176V220H175ZM185 221H186V219H185ZM173 222H174V221H173ZM57 223H55V224H57ZM85 223H86V222H85ZM177 223H178V222H177ZM179 223H178V226L180 227ZM186 223L189 224V222H185V223H183V225L186 226ZM261 223H262V222H261ZM4 224H5V223H4ZM35 224H36V225H35ZM37 224H38V225H37ZM87 224H88V222H87ZM87 224H85V225L83 224L82 226H86ZM90 224H91V223H90ZM107 224H108V223H107ZM116 224H118V227H116V226H117ZM124 224L126 225V228L124 227V229H123V226H125ZM171 224H172V225H171ZM263 224H264V222H263ZM75 225H76V227H75ZM92 225H93V224L88 225V226H91L92 228H95V229H96L95 225H94V227H93ZM99 225H98V226H99ZM104 225H106V224H104ZM104 225L101 224L102 227H103ZM173 225H174V226H173ZM62 226H63V227H62ZM69 226H70V227H69ZM101 226H100L99 228H102ZM33 227L35 228V230H34ZM182 227H183V226H182ZM195 227H197V226H195ZM27 228H28V229L31 228V229H29V230H32V228H33V230L31 231L30 235H31V236L34 235V237H31L29 234H28L29 236H28L27 238L25 237V235L27 236V234H26V233H27V230H28ZM47 228H48V229H47ZM85 228H87V227H85ZM88 228H89V230H90V232H89V230H88V232H89L88 235L90 234V236H91L92 228H90V227H88ZM103 228H105V227H103ZM121 228H120V229H121ZM130 228H131V229L133 228L134 230L132 231V230H130ZM175 228H176V227H175ZM180 228H181V227H180ZM202 228H203V227H202ZM43 229H44V230H43ZM79 229H80V232H81V230L83 231L84 228H79ZM126 229H127V230H126ZM136 229H137V230H136ZM25 230H26V231H25ZM40 230H41V231L43 230V231H45V232H44V233H40ZM75 230H76V231H75ZM115 230H116V231H115ZM124 230H126L127 232L124 231ZM128 230H129V231H128ZM174 230H175V229H174ZM179 230H183V228H182V229H179ZM196 230H197V229H196ZM220 230H221V228L219 229V231L217 230V231H218L217 234H218L219 232H221V233L223 232V231H220ZM222 230H223V229H222ZM84 231H85V230H84ZM84 231H83V232H84ZM177 231H178V230H177ZM206 231H207V230H206ZM206 231H205L204 233H203L202 231H200V234H201V235H202V234H205V233H207ZM28 232H30V231H28ZM32 232H33V234H32ZM34 232H35V233H34ZM62 232H63V234H61ZM125 232H126V233H125ZM131 232H132V234H130ZM174 232H175V233H179L180 231H178V232L174 231ZM23 233H25V234L23 235V238L25 237L24 239L22 238V234H23ZM117 233H118V235H119V234H120V235L118 236ZM135 233H137V236H136ZM198 233H199V232H198ZM211 233H213V232H211ZM48 234H51V236H52V235H53V236L57 235V236H55V237H56V238H59L58 241H57V239H56V240H52L53 236L51 237V239H49V238H50V235L48 236ZM214 234L217 235V234H216V231L214 232ZM214 234H213V236H215ZM222 234H223V233H222ZM110 235H112V237H111ZM113 235H114V236H113ZM181 235H182V233H181ZM181 235H179V236H181ZM211 235H212V234H211ZM218 235H220V234H218ZM12 236H13V237H12ZM108 236H110L111 238H108V239H107ZM115 236H117V238H116ZM129 236H127V238H130ZM186 236H187V235H186ZM202 236L204 237L205 235H202ZM30 237H31V238H30ZM119 237H121L122 239L125 237L123 240H126V242H127V241H128V242L126 243L125 241H122L121 238H120L121 241H119V239H118ZM142 237H143V236H141V238H142ZM161 237H163V238L161 239ZM170 237H171V239H170ZM7 238H8L9 240H12L13 242H12V241H8ZM105 238H106V239H105ZM141 238H139V239H141ZM159 238H160V242H161V243H162L161 240H163V243H164V240L166 239V242H165V243L170 244V245H171V242H172L173 240H175V241H174V242H175V246H174V244L171 245L172 247L174 246V247L172 248L170 245H165V244L162 243V245H164V246H162V245H159V244H158L159 246H161V248H163V249H162L163 251H160V253H159L158 250H155V249H158V248H157L158 245L156 246L155 249L153 248V247H155V244H157V242L159 241ZM37 239H39L38 242H37ZM53 239H54V238H53ZM90 239H91V238H90ZM95 239H97V238H96V237L93 238L92 241H94ZM109 239H110V240H109ZM116 239H118V240H116ZM137 239H138V238H137ZM137 239H135V241H138V240H139V239H138V240H137ZM142 239L144 240L143 242H145L147 238H146V236L144 235V238H142ZM153 239H154V240H153ZM169 239H170V242H169ZM177 239H179L180 241H179V240L177 241ZM189 239H190V240H189ZM216 239H219V240L216 241ZM51 240H52L53 243H50ZM150 240L147 239V241H150ZM171 240H172V241H171ZM192 240H194V241L192 242ZM204 240H205V239H204ZM210 240H212V241L215 242V243H212V242H211V244H214L215 247L217 246L219 250H220V247H221V250L219 251V250L217 249V250L215 251V250H214L215 248H214V249H213L214 252H213V251H210V250H212V247H211L212 245L209 244L210 246H208V247L205 248V245H204V243H203V245H204V246H203L204 249L210 251L209 253H208V251H207V253H208V254H207V253L205 252V250L203 249V247H202V243H201V242H205V244L208 245V241L210 242ZM23 241H24V242H23ZM103 241H102V243H103ZM139 241H140V240H139ZM139 241H138V242H139ZM167 241H168L169 243H168ZM176 241H177V245H176ZM200 241H201V242H200ZM221 241H222V240H221ZM6 242H7V243H6ZM95 242H96V241H95ZM97 242H98L97 244H100L99 241H97ZM122 242H125V243L127 244V249L125 248L126 245H124ZM178 242H179V243H178ZM188 242H190V243H188ZM191 242H192V243H191ZM194 242H195L196 244H198V242H199L201 245L198 244V246L196 245L197 247H195ZM218 242H219V243H218ZM11 243H12V244H11ZM13 243H14V244H13ZM30 243H32V242L30 241ZM30 243H28V244H30ZM128 243H129V244H128ZM180 243H183V245L180 244ZM216 243H217V244H216ZM1 244H2V242L0 243V246H1ZM24 244L26 245V249H25V251H24V253H23V250H24ZM37 244H38V246H37ZM51 244H52V246H50ZM94 244H95V243H94ZM97 244H96V246H97ZM108 244L111 245V246H109ZM142 244H143V243H142ZM178 244H180L181 246L178 247ZM192 244L194 245L193 247L191 246ZM218 244H219V245H218ZM6 245L4 246V245L2 244L3 247H6ZM12 245H13V246H12ZM30 245H31V244H30ZM30 245H29V246H30ZM53 245H54V247H53ZM128 245L131 246L132 249L129 248ZM143 245H144V244H143ZM189 245H190L191 247H190ZM199 245H200V246H199ZM207 245H206V246H207ZM2 246H1V247H2ZM34 246L32 245L31 247H34ZM94 246H95V245H94ZM96 246H95V247H96ZM113 246H114V247H113ZM116 246H117V247H116ZM118 246H119V247H118ZM176 246H177L179 249H178ZM7 247H6V248H7ZM51 247H52V248H51ZM100 247H101V246H100ZM104 247H110V248H105V250L108 249L107 251H105V250H104ZM112 247H113V249H111ZM144 247H145V246H144ZM148 247L146 246V248H144V249H145V250H149ZM150 247H151V248H150ZM175 247H176L177 249H176ZM194 247H195V248H194ZM217 247H216V248H217ZM21 248H22V250H21ZM58 248L56 249L55 252H58V251H59ZM89 248H90V249H89ZM96 248H97V247H96ZM128 248L130 249L129 251H128ZM137 248H136V249H137ZM161 248H160V249H161ZM197 248H200V249H198V250H201V248H202V250H203L206 254L203 252V254H201L200 257H199V254H200V253L198 252L199 254H196V252H195V250H196ZM208 248H209L210 250H209ZM4 249H5V248H4ZM55 249H54V250H55ZM97 249H98V248H97ZM109 249H111V250L109 251ZM136 249H135V251H138V250H139V249H138V250H136ZM140 249H141V248H140ZM144 249H142V250H144ZM160 249H159V250H160ZM0 250H1V248H0ZM2 250H3V249H2ZM2 250H1L0 253H3ZM6 250H8V248H7ZM6 250H5L4 252H6ZM54 250H53V251H54ZM57 250H58V251H57ZM202 250H201V251H202ZM11 251H9V252H11ZM93 251H94V253H95V252H97L98 250H93ZM103 251H104V252H103ZM127 251H128V253L130 252L129 255H128ZM139 251H140V250H139ZM157 251H158V252H157ZM34 252H36L35 249H34ZM125 252H126V253H125ZM140 252L142 253V251H140ZM211 252H212V253H211ZM25 253H26L27 256L24 255ZM52 253H53V252H52ZM124 253H125V254H124ZM157 253H158L159 255H157ZM167 253H168V254H167ZM169 253H170V254H169ZM9 254H11V253H9ZM9 254H8V256H9ZM40 254H39V255H40ZM60 254H61V255H60ZM130 254H131V255H130ZM177 254H179L180 256H179V257H176V256H178ZM218 254H219V255H218ZM0 255L2 256V254H0ZM23 255H24V257H23ZM98 255H99V257H98ZM139 255H140V254H139ZM156 255H157V256H156ZM165 255H166V256H165ZM174 255H175V256H174ZM6 256H7V255H6ZM131 256H132V257H131ZM140 256H141V255H140ZM184 256H183V257H184ZM186 256H185V257H186ZM165 257H167V258H165ZM185 257L182 258V259H184V260H182L183 262H184V261L186 262ZM5 258H7V257H5ZM33 258H34L35 260H34ZM36 258H37V259H36ZM42 258H43V257H42ZM44 258H45V257H44ZM44 258H43V259H44ZM97 258H101V259H97ZM144 258H145V257H144ZM144 258H143V259H144ZM151 258H153V257L150 256V259H151ZM160 258H161V257L159 256V258H157L156 260H157V261H158V260H160V261L163 260V258H161V259H160ZM186 258H189V257H186ZM191 258H192L193 260H195L194 257H191ZM205 258H207V259H209V260L206 261L207 259L205 260ZM218 258H217V259H218ZM7 259H8V262H10V260H12V256H11L10 260H9V258H7ZM123 259H124V260H123ZM125 259H126V260H125ZM146 259L143 260L142 263L144 262V264H147V263H150V264H151V263L153 262L152 264H154V262L156 261V260L154 259L155 261L147 262ZM189 259H190V258H189ZM192 259H190V262L192 261ZM99 260H100V261H99ZM134 260H136V259H134ZM138 260H139V259H138ZM151 260H153V259H151ZM213 260H214V259H211V262H212ZM42 261H43V260H42ZM42 261H39V262H42ZM49 261H50V260H49ZM49 261H46V259H45V262H47V264H48V263H51V262H49ZM140 261H141V260H140ZM145 261H146L147 263H145ZM182 261H180V262L183 263ZM220 261H221V258H220ZM39 262H38V263H39ZM43 262H44V261H43ZM45 262H44V264H45ZM131 262H130V260H129L127 263H128V264H129V263L132 264ZM169 262H170V260H169ZM175 262H176V261L173 260V264H174ZM188 262H189V261H188ZM192 262H194V261H192ZM204 262H206V263H204ZM213 262H217V261H216V258H215V261H213ZM5 263H6V262H5ZM138 263H140V262H134L133 264H138ZM167 263H168V262H167ZM170 263L172 264V260H171ZM178 263H179V261H178ZM218 263H219V259H218ZM218 263H216V264H218ZM0 264H1V263H0ZM6 264H7V263H6ZM155 264H156V263H155ZM158 264H159V263H158ZM189 264H192V263H189ZM194 264H195V263H194ZM207 264H208V263H207ZM209 264H210V263H209ZM219 264H221V262H220Z\"/></svg>",
    "mask_w": 264,
    "mask_h": 264
}]
</instances>
